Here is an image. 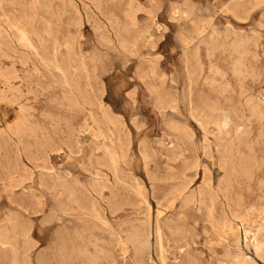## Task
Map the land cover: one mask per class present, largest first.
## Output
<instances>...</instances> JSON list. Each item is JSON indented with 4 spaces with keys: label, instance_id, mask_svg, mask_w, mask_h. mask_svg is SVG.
I'll list each match as a JSON object with an SVG mask.
<instances>
[{
    "label": "rangeland",
    "instance_id": "obj_1",
    "mask_svg": "<svg viewBox=\"0 0 264 264\" xmlns=\"http://www.w3.org/2000/svg\"><path fill=\"white\" fill-rule=\"evenodd\" d=\"M50 1H51V3H49ZM62 1L61 0H57V1L56 0H47V1L46 0H37V2H36V0H27V1L26 0H23V1L22 0L21 1L20 0H13V1L12 0H6V1L1 0L0 1V48H1L0 49V72L5 71L7 74V75H3L4 72L0 73V91H3V93L5 92L4 93V96H6L5 99L7 98V103H6L5 99H4L5 102H4V100L0 101V102H2V103H0V232L3 233V235L6 234L8 236V238H4V239L2 238L4 243H3V245L0 244V247L5 246L7 244L5 247H2L3 249L0 248V264H20L21 262H22V264H56V263H58V264H68V263L73 264L72 261L74 262V264H76V263L77 264H101V262H103V264H105L107 262L109 264H138V263L139 264H141V263L142 264H154V263L155 264H174L175 262H176V264H178V263L179 264H182V263L183 264H193V263L194 264H202V263L203 264H217V263L218 264H220V263L225 264V262H226V264H229V262H231L230 264H237V263L238 264H264V260H263L264 259V246L261 243L264 241L263 240L264 239V233H263L264 232V223H263L264 222L263 221L264 220V216H263L264 215V211H263L264 210V196H263L264 193L260 191V189L262 191H264V188H262V186L264 187L263 183L261 185V182L262 181L264 182V167H263L264 163H262V161L264 160V138H263V136H264L263 135L264 134V131H263L264 130V128H263L264 127V125H263L264 120H262V119H264V117H263L264 116V112H263L264 110L263 111L261 110V109H264V94H263L264 93V4H263L264 0L263 1L262 0H252V1L251 0H242V1L241 0H239V1L238 0H119V1L118 0L117 1L112 0L114 5L111 3V0H103V1L100 0V3H98L99 0L98 1L92 0L93 2H91V0H86V1L85 0H79V1L78 0H62ZM256 1L258 2V4ZM3 2H6L7 4H5ZM9 2H11V4ZM101 2H102V4H101ZM81 3L82 4L84 3L83 7H82ZM97 3H98V7H96V10H95V8H93V6L95 7L97 5ZM104 3H105V5H103ZM12 4H14V6H11ZM33 4H34V6H33ZM36 4L37 5L39 4V7ZM68 4H70L71 6L70 5L68 6ZM115 4H117L118 6ZM15 5H16V7H15ZM44 5L46 8L44 7ZM84 5L87 9H85ZM108 5H109V7H108ZM121 5H124V6H121ZM186 5H188V7ZM21 6H22V8H20ZM28 6H30V7H28ZM36 6H37V8H36ZM87 6H90V7H87ZM178 6H179V8H178ZM2 7H3V9H2ZM23 7H25V8H23ZM26 7H27V9H26ZM33 7H34V9H33ZM70 7L71 8L73 7V8L71 9ZM238 7H239V9H237ZM88 8L91 10V12L89 11ZM100 8H101V10H100ZM128 8H130V9H128ZM137 8H139V9L137 10ZM180 8H181V10H180ZM35 9H37V11ZM44 9H45V11H43ZM46 9L49 11H47ZM73 9H74V11H73ZM77 9H79V10L77 11ZM110 9H112L113 11L115 10L114 13H116L117 15L116 14L114 15L113 11ZM132 9H134L136 15H134V11H132ZM25 10H26V12H25ZM64 10H66V11H64ZM106 10H107V12H106ZM119 10H120V12H119ZM188 10H190V11H188ZM240 10H241V12H240ZM248 10H249V12H248ZM101 11H103V12H101ZM130 11H131V13H130ZM142 11H143V13H142ZM228 11H229V13H228ZM15 12H18V13H15ZM30 12H32V13H30ZM40 12H43L42 14H44V15H42ZM56 12L58 15L56 14ZM62 12L65 15L62 14ZM83 12H85V13H83ZM108 12L110 13V15H108L109 14ZM126 12H128V13H126ZM23 13H24V15L27 13L26 17L28 16V18L24 19L23 17H25V16L23 15ZM103 13L104 14L106 13V14L103 15ZM119 13H121V14H119ZM149 13H151V14H149ZM178 13H179V15H177ZM237 13H238V15H237ZM19 14L21 17L19 16ZM37 14L39 16L41 14V16H42L41 18H43L42 21ZM51 14L54 16H52ZM59 14H60V16H59ZM76 14L79 16H76ZM92 14H94V16ZM111 14H113V15H111ZM131 14H133V15H131ZM34 15H37V16L35 17ZM63 15H64V18H63ZM128 15H130L129 16L130 19H128ZM95 16H96V18H95ZM112 16H113V19H110V18H112ZM117 16L119 17V19L117 18ZM126 16H127V18H126ZM131 16L134 17L133 20L131 21L132 23L129 22V20L132 19ZM135 16H137V17H135ZM3 17H5V18H3ZM149 17L152 18V21H150L151 18H149ZM191 17L193 18V20L191 19ZM13 18L15 19V22H14ZM32 18H34V19H32ZM58 18H60V20H58ZM61 18L63 21L62 23H61ZM86 18L88 20H86ZM104 18H106V19H104ZM5 19H6V21H5ZM20 19H22L21 24H20V21H21ZM27 19L29 21H26ZM184 19H185V21L186 20H188V21H186V22L182 21ZM34 20H36V22H34ZM51 20H53V21L51 22ZM109 20H112V21L109 22ZM39 21H41V22H39ZM117 21H119V22H117ZM126 21L129 23H127ZM135 21H137V22H135ZM149 21L152 22V23H150L151 25L149 24ZM27 22H30L31 24L29 23V25H28ZM42 22L45 23L44 25L46 27L43 25ZM79 22H82L83 24L82 23L81 24L83 26L81 24H79ZM112 22H116V23H112ZM145 22H147L148 24L146 25ZM188 22H189V24H188ZM14 23L21 25L20 28H22V26H23V29L25 31H27L28 34L30 32V34H29L30 38H32L31 40H33L32 41V47L23 46L22 42L18 38H16L18 32H17V29L13 27ZM32 23L33 24L35 23V24L33 25ZM36 23H37V25H39V28L37 27ZM38 23H42V25L38 24ZM98 23L99 24L102 23V24L99 25ZM138 23H141V24H138ZM153 23H154V25H153ZM191 23H193V24L195 23L196 27L193 26V24H191ZM25 24H26V26H25ZM142 24H144V25H142ZM137 25H138V27H137ZM148 25H149V27H148ZM191 25L193 28L191 27ZM206 25H208V26H206ZM35 26H36V28H35ZM47 26H48V28H47ZM51 26H53V28H51ZM78 26H80V27H78ZM94 26H95V28H94ZM105 26H106V28L108 27L107 30H104ZM113 26L115 27V29ZM211 26H212V28H211ZM44 27L47 29L45 30ZM60 27H61V29H60ZM130 27H132L134 30ZM100 28H101V30H100ZM118 28H120V29H118ZM135 28L137 30L140 28V30L137 31V30H135ZM145 28L147 29L148 33L147 32L144 33V31H146ZM35 29L36 30L40 29V30L36 31ZM126 29L129 32H127ZM12 30H15V32ZM73 30L75 31V33ZM76 30H78V31H76ZM114 30H115V32H114ZM124 30H125V33H124ZM35 31L39 34H37ZM46 31L49 34H47ZM116 31L117 32L119 31L117 33L119 36L116 35V37L118 36V38H116L114 36V34H116ZM132 31L133 32L136 31V32L131 33ZM216 31H217V33H216ZM43 32L46 34L45 36L43 35L44 34ZM71 32H73V33H71ZM107 32H109V33H107ZM99 33H100V35H99ZM146 33H147V35H145ZM211 33H213V34H211ZM13 34H15V35H13ZM57 34H58V36H57ZM220 34H221V36L219 37ZM31 35H32V37H31ZM68 35H70V36L68 37ZM77 35L79 37H77ZM122 35H123V39H122ZM143 35H144V37H143ZM42 36H43V38H41ZM82 36H83V38H82ZM145 36L147 37L146 38L147 41L145 39H143V38H145ZM227 36H229V37L227 38ZM13 37H15V38H13ZM18 37H19V35H18ZM104 37H106V38L104 39ZM216 37H218V38L216 39ZM36 38H38V39H36ZM219 38H221V39H219ZM14 39H17V40H14ZM107 39H108V41L106 42L105 40H107ZM241 39L244 43L241 41ZM34 40H35L36 44L34 43ZM52 40L53 41L55 40V41L51 43ZM56 40H57V42H56ZM65 40L66 41L69 40L70 43L67 41L69 43L68 44ZM225 40H229V41H227V42H229L228 45H227V42ZM126 41L127 42L129 41L130 43L128 42L129 43L128 44ZM145 41L147 42V44ZM65 42L68 44V48H66L67 44ZM213 42L216 45H214ZM221 42H222V44H221ZM224 42H225V44L223 45ZM234 42L236 43V45ZM250 42H251V44H250ZM56 43L58 46H55ZM117 43H119V44H117ZM133 43H135V44H133ZM187 43H189L188 44L189 46L186 45ZM230 43L231 44L234 43V44H232V46H231ZM240 43H242V44H240ZM247 43H248L249 47H248ZM60 44L63 46H61ZM101 44H103V45H101ZM120 44H121V46H120ZM207 44H210V45H207ZM73 45H76V46H73ZM107 45H109L110 47ZM122 45L125 46L124 47L125 50L123 49ZM130 46H131V48H130ZM217 46H218V48L216 49L215 47H217ZM220 46L222 48H220ZM223 46H225V47H223ZM239 46H241V47L244 46V47L241 48ZM74 47H75V49H74ZM126 47H128V50L130 48V50L129 51L126 50L127 49ZM229 47H231V48H229ZM233 47H235V48H233ZM246 47H248L249 50ZM250 47H252L251 50H250ZM31 48H32V50H31ZM55 49H57V50H55ZM135 49H137V51L139 53H137V51ZM210 49L212 51L211 52L212 55L209 52ZM232 49H233V52L231 51ZM70 50H72V51H70ZM79 50H80V53H79ZM226 50H228V51H226ZM238 50L240 51L241 54L238 52ZM243 50H245L246 52H244ZM48 52L50 53L51 56L48 55ZM58 52H59V54H58ZM129 52H131L132 54ZM217 52H219V53H217ZM226 52H228V53L225 55ZM248 52H249V54H248ZM53 53H55V54H53ZM124 53L125 54L127 53V54L125 55ZM135 53H137V54H135ZM195 53H196V55L194 56L193 54H195ZM208 53H209V57L211 58L210 61H208L209 60ZM242 53L245 55H243ZM254 54L257 55L256 56L257 58L254 56ZM136 55H138V56H136ZM197 55H200V56H197ZM214 55H215V57H213ZM5 56L7 57V59H5L6 58ZM71 56H72V58L70 60ZM95 56H97V57H95ZM183 56H185V57L187 56V58H185ZM232 56L235 58V60L237 58V62L233 59ZM241 57L244 58V60L241 59ZM247 57H248V59H247ZM11 58H14V60L13 59L11 60ZM41 58L43 61H41ZM95 58H97L96 59L97 61H95ZM102 58L103 59L105 58V59L103 60ZM195 58H197L198 60ZM253 58L254 59L256 58V59L254 60ZM16 59L18 62L16 61ZM19 59L22 61H19ZM29 59L32 62L28 61ZM54 59H55V61H54ZM57 59H58V61H57ZM223 59H224V61H226V59H227V61L224 62ZM238 59L240 61H238ZM48 60H50V61H48ZM91 60H92V62H91ZM101 60L103 61V63ZM194 60H196L195 63L197 62V64L200 62L199 63L200 67H199V65L197 66V64L195 66ZM245 60H247V63ZM185 61H186V63H185ZM256 61H259V62H256ZM107 62H108V64H107ZM210 62H211V64H209ZM230 62H233V63H230ZM234 62H236L235 65H234ZM17 63H18V65H17ZM20 63L23 64V67ZM91 63H92V66H91ZM214 63H216V64H214ZM221 63L222 64L224 63L225 65L223 64L224 65L223 66ZM242 63H244V64L246 63V64L243 65ZM69 64H70V67H69ZM83 64L84 65L86 64V65L84 66ZM98 64H100V65H98ZM35 65L37 66V68ZM230 65H233V67ZM11 66H13V68ZM46 66L48 69L46 68ZM105 66H106V68H105ZM244 66H246L245 67L246 69L244 68ZM85 67H87V68H85ZM100 67H103V69H101ZM185 67H187V68H185ZM191 67L192 68L195 67V68L191 70ZM197 67H199L200 69ZM208 67H210V68H208ZM35 68L38 70H36ZM80 68H81V70H80ZM77 69H79L80 72ZM214 69H216V71ZM217 69H218V71H217ZM231 69L232 70L234 69L233 72L234 71L235 72L232 73ZM238 69H239V71H238ZM249 69L250 70L252 69V71H250ZM8 70H10V72ZM226 70L228 73L226 72ZM240 70H242V71L240 72ZM244 70H246V71H244ZM38 71H39L40 75H39V73H37ZM63 71H64V73H62ZM76 71H77V74L75 73ZM97 71H98V73H97ZM102 71H104L103 74H102ZM192 71H193V73H192ZM222 71H224V72H222ZM256 71H257V73H259V71H260V73L257 74ZM144 72L148 73V74L146 73L148 77L144 74ZM251 72L255 73V74L252 73L255 77H257V76L261 77L262 76V79L260 77H257V78H254V80H253L252 78L254 76L251 74ZM9 73H11V75ZM30 73H34V75L33 74L31 75ZM41 73L43 75H41ZM86 73H87V75H86ZM139 73L145 75L146 77L144 78V76L139 74ZM191 73L195 75V76L193 75V77H195V79L192 77ZM213 73L216 74V75L214 74L216 76V78L213 75ZM219 73L221 76H219ZM237 73H239V74L241 73V75H239ZM1 74L3 75V77ZM16 74H18V75H16ZM26 74L28 75V77ZM223 74L225 77L223 76ZM235 74H236V77H233V76H235ZM77 75H79L80 78ZM94 75H96V76H94ZM151 75H152V78H151ZM154 75L156 76V78ZM189 75L191 77H189ZM8 76L12 79H8V80L4 79V77L9 78ZM15 76L18 78L16 79ZM72 76H75V77H72ZM207 76H209V77H207ZM25 77L27 78V80L30 79L32 81H30V80L25 81V79H26ZM41 77H42V79H41ZM86 77H88V78H86ZM223 77L225 79H223ZM229 77L231 79H229ZM190 78H192V79H190ZM198 78L199 79L202 78L200 80V83H199ZM220 78H222L223 80H221ZM258 78L261 81L257 80ZM43 79L44 80L46 79V80L44 81ZM51 79H53V80H51ZM207 79H209V82L213 79L211 81L212 84H210ZM217 79H218V83H216ZM236 79H239V80H236ZM243 79L245 81L244 83L241 82ZM246 79H247V81H246ZM152 80H154L155 82H153ZM191 80H192V82H191ZM38 81H39V83H38ZM68 81L71 84L68 83ZM204 81L206 83H204ZM255 81H256V83L253 84V82H255ZM23 82L26 84V86ZM223 82H224V84H223ZM8 83H10L12 85H10ZM40 83H42V84H40ZM49 83L51 84V86ZM194 83H196V84H194ZM207 83H209V84H207ZM220 83H221V85H220ZM228 83H230L231 85L230 84L228 85ZM44 84L46 85V87ZM1 85H3V86L5 85V86L3 87ZM33 85H37V86H33ZM39 85L41 86V89H40ZM42 85H43V87H42ZM210 85H211V87H210ZM218 85L222 89H220ZM227 85L230 88L226 87ZM30 86H31V89H30ZM56 86H57V88H56ZM214 86L215 87L217 86V87L215 88ZM241 86H243V87H241ZM10 87H11V89H10ZM49 87H51V88H49ZM212 87H213V89H212ZM238 87L242 88V90H240V88H238ZM8 88L10 89V91L12 90V92L14 90H16V91H14L13 93H11V92L7 93L6 91H9ZM18 88L19 89L21 88V89L19 90ZM45 88H47V89H45ZM153 88L154 89L156 88V90L158 88V90L152 91L151 89H153ZM210 88H211V90H210ZM62 89H64V90H62ZM190 89H191V92L189 91ZM243 89L246 93L242 92ZM48 90H50V92ZM212 90L215 92L213 93ZM217 90H218V92H217ZM228 90H229V93L231 95L230 94L228 95V93H227ZM33 91L36 92L35 94H38V93L39 94L35 96ZM155 91H156V93H155ZM193 91H194V93H193ZM222 91H224V92H222ZM233 91L237 95H235V93ZM247 91H248V93H247ZM59 92H62L63 94L60 95ZM203 92H204V94H203ZM251 92H255L256 94L251 93ZM27 93H29V94H27ZM244 93H245V97L243 96ZM18 94H19V96H18ZM30 94H32V95H30ZM42 94H43V96H42ZM57 94H58V96H57ZM68 94L71 96H69ZM222 95H224V97ZM24 96H26V97H24ZM33 96H34V99H33ZM72 96H73V98H72ZM190 96H191V98H190ZM221 96H222L223 100L221 99ZM13 97L15 98V100ZM240 97H241L242 101H241ZM246 97L247 98L250 97V98L247 100ZM11 98H12V100H10ZM64 98L66 100L68 98L69 99L66 101ZM81 98H83V99H81ZM226 98L229 100L233 99V100H231L232 103L230 102V104H229V100L226 101L227 100ZM252 98H254L256 100V103H255V101H253L254 99H252ZM19 99L21 100L20 102H19ZM63 99L65 100V102ZM216 99L219 100L220 102L216 101ZM82 100H86V101H82ZM50 101H51V105L49 104ZM58 101L60 103H58ZM245 101H246V103H245ZM9 102L11 104H9ZM158 102H161V103H158ZM175 102L176 103L178 102V103L176 104ZM192 102H193V104H189ZM210 102L214 103V104H211ZM217 102H218L219 106L217 105ZM61 103H63V104L65 103L64 105L66 106V108H64L65 106L62 105ZM67 103H69V104H67ZM84 103H85V105H84ZM244 103H245V105H244ZM258 103H259V106L257 105ZM12 104H14V105H12ZM59 104H61V105H59ZM70 104L71 105L75 104V109ZM76 104H77L79 110H77ZM92 104H93V106H91ZM162 104H163L164 109L162 106L160 107V105H162ZM175 104H176V106H175ZM221 104H222V107H221ZM225 104H227V105H225ZM238 104H239V106H238ZM240 104H242L241 105L242 107H240ZM100 105H101V107H100ZM158 105H159V109L157 108ZM232 105H233V107H232ZM247 105H248L247 108L249 110H247V108H246ZM94 106H96V107L94 108ZM223 106H224V109H223ZM57 107H58V109H57ZM103 107H104V110L102 109ZM206 107H208V108H206ZM214 107H215V109H214ZM219 107L222 108L221 109L222 112L221 111L218 112V109H220ZM253 107H255V109ZM20 108H22V109L24 108V110H22ZM28 108H30L29 110L31 112L29 110L26 111ZM176 108H177V110H176ZM210 108L211 109L213 108V110H211ZM227 108H229V109H227ZM250 108H252V110L253 111L255 110V111L252 112V110ZM100 109H101V111H100ZM161 109H163V110L161 111ZM167 109H169L170 111ZM171 109H172V111H171ZM235 109H236V111H235ZM32 110L36 111L37 113L34 111L32 112ZM57 110H59V112ZM105 110H106V112H108V116H107L106 112H103ZM190 110H192V111H190ZM208 110H211V112ZM223 110H224V112H223ZM256 110L258 113L256 112ZM73 111L74 112L76 111L77 113L76 112L74 113ZM78 111H80V112H78ZM81 111L84 113L82 114ZM232 111L234 113H232ZM62 112H64V113H62ZM213 112H214V115H213ZM243 112H245V113H243ZM250 112L254 113V114L252 115ZM48 113H49V115H48ZM52 113L55 115H53ZM259 113H260V115H259ZM20 114H22V115L24 114L25 116L24 115L22 116ZM74 114L76 115V117ZM80 114H81V116H80ZM32 115L34 117H32ZM41 115H43V116H41ZM92 115L95 117H92ZM235 115H236V117H235ZM243 115L245 117L244 119L242 118ZM258 115L262 121L259 120ZM46 116H47V118H45ZM65 116H67V117H65ZM77 116H79L80 119L79 118L77 119ZM103 116H104V118H103ZM112 116L115 117L116 121L114 120V117H112ZM118 116L121 118H118ZM192 116H194V117H192ZM223 116H225L224 117L225 119L223 118ZM20 117L22 120L19 119ZM42 117H44V118H42ZM70 117H72L73 119H71ZM106 117H108V118H106ZM238 117H239L240 122H239V120L236 119ZM55 118H56V121H58V122L55 121ZM64 118L66 119V121H64L65 120ZM256 118H258V119H256ZM50 119H52V120H50ZM62 119H64V120H62ZM101 119H102V121H101ZM105 119L106 120L110 119L111 121H108V120L106 121ZM248 119H249V121H248ZM252 119H253V121H252ZM24 120H25V122H23ZM72 120L74 123L72 122ZM76 120L77 121L80 120V121H78L79 123ZM243 120H245V122ZM103 121H105V122H103ZM17 122L22 123L21 128H23V129L21 131H23V130L24 131L22 134L13 136L12 130L15 127L14 124H16ZM110 122L111 123L114 122L112 124V125H114V127L112 125H110ZM242 122H244V123H242ZM246 122H248L249 124ZM262 122H263V124H262ZM42 123L45 125H43ZM58 123H60L61 125ZM103 123H105V124H103ZM116 123H118V125ZM220 123L221 124L224 123V124L221 125ZM239 123H241V124L239 125ZM24 124H26V125H24ZM57 124H58L59 130H58V128H56ZM65 124L68 125V127H66ZM120 124H122V126ZM9 125H11L13 128L10 126V129H8ZM200 125L201 126L203 125V126L201 127ZM216 125L217 126L220 125L218 127L220 129L217 130ZM228 125H230V126H228ZM31 126H34V127H31ZM39 126L41 128L42 127L43 128L41 129ZM73 126L75 127V129ZM98 126L100 129L95 128ZM242 126L245 129H242L243 128ZM249 126H250V128L252 126V128L250 129ZM260 126H261V128H260ZM124 127H125V129H124ZM66 128H68L69 130ZM238 128H240V129H238ZM26 129H28V130H26ZM61 129L63 132L61 131ZM63 129H65V130H63ZM215 129H216V131H214ZM223 129L224 130L226 129V130L223 131ZM248 129H250V130H248ZM32 130H34V132L36 130L37 135L34 132H32V134H31L30 131H32ZM93 130H94V132H92ZM99 130H102V131L100 132ZM56 131H59V132H56ZM61 132L63 133L62 136H61V134H62ZM65 132L68 136L64 134ZM118 132H121V133H118ZM33 133H34V135H36L35 137H34ZM94 133H96V134H94ZM23 134H24V137H23ZM47 134H48V136H51V137H48ZM71 134H72V136H71ZM78 134H80V135H78ZM118 134L121 136H119ZM176 134H178V136ZM186 134H188V135H186ZM239 134H242V135H239ZM259 134H260V136H259ZM21 135H22V137L20 139L22 141L19 139V137ZM29 135H31V136L29 137ZM96 135H98V137ZM105 135H106V138H105ZM220 135H222V137H220ZM235 135L236 136L238 135V136L236 137ZM43 136H45L44 139H43ZM93 136L94 137L96 136L95 139L96 138L97 139L95 140ZM212 136H214V137H212ZM239 136H240V138H239ZM26 137H29V138L32 137V138L28 141L29 138H26ZM38 137H40V140ZM124 137H125V139H124ZM170 137H172V138H170ZM183 137H185V140L183 139ZM246 137H248V139ZM24 138L27 141H25ZM190 138H192V139H190ZM227 138H229V139H227ZM259 138H260V140H259ZM42 139H43V141H42ZM45 139L49 143L46 142ZM68 139H70L71 141ZM131 139H132V142H131ZM189 139L192 141H190ZM53 140H55V141H53ZM65 140L67 143H64ZM81 140H82V142H81ZM97 140H99V141H97ZM222 140H223V142H222ZM40 141L43 144L44 143L45 144L44 145L41 144ZM117 141H120V142L117 143ZM177 141L180 143H178ZM219 141H220V143H219ZM247 141H248V144H247ZM111 143H113V145ZM128 143H130V145H128ZM237 143L239 144L240 148H239ZM252 143H253V145H252ZM40 144H41V146H40ZM79 144H81L80 145L81 147L79 146ZM241 144H244V146ZM254 144H256V145H254ZM23 145L25 147H23ZM28 145L29 146L31 145L32 147L31 146L29 147ZM33 145H36V146H33ZM104 145H107L106 148ZM173 145H174V148H171V146H173ZM178 145L180 146L181 150L179 149ZM234 145H235V147H234ZM26 146H28V147H26ZM121 146L124 147V150L123 149L121 150V148H122ZM129 146H131V147L129 148ZM183 146H185V147H183ZM17 147H19L18 150H17ZM226 147L228 150L226 149ZM40 148H42V149H40ZM108 148H110V149H108ZM142 148L143 149L145 148L144 150H147V152L144 150L142 151ZM242 148H244V150ZM246 148L247 149L249 148L248 150H250V151H248ZM46 149H48V150H46ZM215 149L218 153H216ZM23 150H24V152H23ZM26 150L29 152H27ZM171 150L173 152H176V153L173 154L171 152ZM231 150L232 151L234 150V153L231 152ZM41 151H42V153H41ZM121 151H123V152H121ZM226 151L228 154L225 153ZM252 151H253V153H252ZM18 152H20V153H18ZM56 152H58L59 154H57ZM109 152L114 156H112ZM140 152H144V153L142 154ZM179 152L180 153L184 152V153L180 154ZM236 152L239 154H237ZM25 154L28 158H26ZM71 154H73V155H71ZM230 154L234 155V156L232 157ZM46 155H48V156H46ZM91 155L92 156L94 155V156L92 157ZM184 155L186 158L184 157ZM227 155H228V157H226ZM249 155H251L252 158H250ZM37 156H39L40 158ZM109 156H111V157H109ZM173 156H176V158H174ZM179 156H180V158H179ZM241 156H243V157H241ZM148 157H149V159H148ZM253 157H254V159H253ZM29 158H31V159H29ZM97 158L99 161H97ZM123 158H124V160H123ZM234 158H236L237 160L239 159V161L240 162L242 161L243 163H241L239 165L240 162H238ZM248 158H250V159H248ZM176 159H177V161L178 160L179 161L177 162ZM231 159H233L234 161H232ZM244 159H245L246 163L243 161ZM255 159H257V160H255ZM230 161L233 163H231ZM248 161L249 162L252 161L251 163H253L254 166H252L253 164L248 163ZM257 161H259V162H257ZM46 162H48V163H46ZM145 162L149 163V165ZM173 162H175L177 164H175ZM184 162H186V163H184ZM257 163H259V164L256 165ZM111 164L113 167L111 166ZM170 164L172 166H168ZM247 164L249 167V171L247 170V168H248ZM255 165H256V167L258 166V168H259V169L257 168L258 171L256 170ZM224 166H227V167H224ZM244 166H245V168H244ZM261 166L263 168H261ZM169 168L173 169V170H169ZM227 168H229V169H227ZM239 168L244 169V170L240 169L241 172H239L238 171ZM251 168L253 170H251ZM44 170H45V172L43 173ZM49 170H51V171H49ZM187 170H189V171H187ZM255 170L257 172H255ZM47 171H48V173H47ZM172 171H173V173H171ZM232 171H234L235 173ZM246 171H248V172H246ZM176 172H178V174ZM237 172H239V173H237ZM245 172H246V174H244ZM254 172H255V175H254ZM236 173L239 176L237 180H239L240 183L238 181H236L235 178L232 179V177H234V176L237 177ZM242 173L244 176H242ZM247 173L248 174L250 173L251 176H250V174L248 175ZM233 174H234V176H233ZM50 175H51V179H49ZM241 177H243V178H241ZM133 178H134V180H133ZM249 178H250V181H249ZM54 179H55V182H54ZM118 179H119V181H118ZM135 179L138 181H135ZM185 179H186V181H185ZM227 179H228V182H226ZM242 179H243V181H242ZM251 179H252V181H251ZM222 180H223V182H222ZM166 181H168V182H166ZM229 181H230L229 186L232 185L231 186L232 190L230 187H228ZM182 182H184V183H182ZM220 182L226 186L222 188L223 185L220 184ZM237 182H238V184H237ZM56 184H57V186H55ZM80 184H82V185H80ZM99 184H100V186H99ZM60 185H61V187H60ZM185 185H186V187H185ZM65 186H66V188H65ZM132 187L135 189V190L133 189L134 192L131 190ZM200 187H201V189H199ZM127 188H129V189H127ZM176 188H177V190H176L177 192L175 191ZM208 189H210V190H208ZM71 190H73V192H72L73 194H71V196L74 195L75 197L74 196L70 197L68 195V193L70 194ZM178 190L180 193H178ZM226 190H227V192L229 191V193L225 194ZM131 191H132V193H131ZM135 191H137V192H135ZM201 191L202 192L204 191V192L201 193ZM206 191L207 192L209 191L208 192L209 194L206 193ZM220 191H222V192H220ZM181 192H183V194ZM214 192H216L215 196H214ZM85 194H86V196H85ZM199 194H200V197H198ZM212 194H213V197H212ZM235 194H237V195H235ZM103 195L104 196L106 195V196L104 197ZM66 196H68V197H66ZM81 196H82V198H81ZM202 196L205 197L206 201L209 204L205 201V199H203L204 197H202ZM217 196H218V198H217ZM240 196L242 199L240 198ZM208 197H211V198H208ZM235 197H237V198H235ZM259 198L262 199L263 202H262V200L260 201ZM72 199L76 200V201L74 200L75 204H74V202H72L73 201ZM143 199L146 202L143 201ZM174 199H176V200H174ZM188 199H189V201H188ZM193 199H195V200H193ZM207 199L210 201H208ZM217 199H218V202H216ZM201 200H202V202H201ZM238 200H240V201H238ZM172 201L174 202V205H173ZM227 201H228V203H227ZM230 201H232V202H230ZM61 202H62V204H61ZM69 202H71V203H69ZM77 202H79V203L77 204ZM203 202H205V203H203ZM214 202H216V203H214ZM146 203L149 206H147ZM201 203L203 204L202 206H201ZM81 204H83V205H81ZM190 204H193V205H190ZM204 204H206V207ZM216 204L218 206H216ZM208 205H209V207H208ZM230 205H231V207H230ZM233 205L234 206L236 205V206L234 207ZM249 205L251 206L250 210H248ZM170 206H171V208H170ZM186 206H188V207L186 208ZM199 206H201V207H199ZM150 207H151V210H150ZM227 207H229V209ZM238 207L240 210L238 209ZM80 208H81V210H80ZM168 208H169V210H167ZM253 208L256 210H253ZM171 209H172V211H171ZM200 209H202V210H200ZM211 209H212V213H213L212 215L215 216L214 219L217 221V224L219 225V226L217 225L218 226L217 230L215 228L216 226H214L212 224V222L210 221V218H209L210 214H209L208 210H211ZM258 209H260V210H258ZM142 211L143 212L146 211V212L142 213ZM157 211H158V213H157ZM246 211H248V213ZM160 212L163 214H161ZM230 212L232 214H230ZM236 212H238V214L239 213L240 214L238 215ZM49 213H50L51 217H50ZM74 214L77 216H75ZM201 214H202V216H201ZM233 214H237L238 216L234 215V217H233ZM71 215H73V216H71ZM11 217H12V219H11ZM59 217H61V218H59ZM97 217H99V218H97ZM157 217H160V218H157ZM219 217H221L222 220ZM80 218H81V220H80ZM236 218L239 220L241 219V220L237 221ZM248 218H250V219H248ZM77 219H78V221H77ZM244 219H245L246 223L243 222ZM8 220H10L12 222H9ZM109 220H110V223L108 222ZM138 221L141 223H139ZM144 221H146V222H144ZM209 221H210V223L208 224ZM219 221H222V222L220 223ZM261 221L263 224L261 223ZM149 222H150V224H149ZM11 223H13V224H11ZM198 223H199V225H197ZM252 223H254L253 226H252ZM106 224H108L109 226H107ZM141 224H144L145 226L141 225ZM157 224H159L160 226ZM169 224H170V226H169ZM174 224H176V225H174ZM223 224H225V225H223ZM234 224H235L236 228H235ZM246 224H248V225L245 226ZM16 225H17V228H16ZM105 225L107 227H105ZM130 225L131 226L134 225L137 230L135 229L134 226L131 227ZM229 225H230V227H229ZM260 225H261V227H260ZM83 226H85V227H83ZM140 226H142V228ZM14 228L17 232L12 230ZM84 228H87V229L89 228V230L84 229ZM138 228H139V230H138ZM157 228H161L162 240L164 239L162 242V247H164L163 253H165L164 255L162 254L163 261L160 259V254H159L158 249H157V239H156V233L158 230ZM3 229L6 231L8 230V231L7 232L3 231ZM67 229H69V230H67ZM81 229H84V230H81ZM78 230L80 231V233L78 232ZM134 230H136V232L143 231V233L142 232H140V234L138 233V235H139L138 236ZM228 230H229V232L227 233ZM129 231L132 232V233H130L131 235L129 234ZM170 232L172 235L170 234ZM182 232L187 237L189 243L191 244L190 247H186V249L191 248V251L188 249L189 253L187 254V256L182 255V253H180V251L178 252V250H180L181 247L186 245V242L182 239V237L180 235V233H182ZM90 233H91V236H90ZM123 233H125V234H123ZM224 233H226V234H224ZM12 234H14V235H12ZM22 234H25V236L24 235L22 236ZM81 234H83V235H81ZM103 234H104V236H103ZM150 234H151V236H150ZM176 234H177V236H176ZM79 235H80V238L78 237ZM128 235H129V237H128ZM140 235H142V236L140 237ZM145 235H147V237L149 236L148 238L150 240L149 242H150V246H151V248L149 246V249H147L146 252H145L143 246L142 247L140 246L146 240L145 238H147V237H145ZM226 235H228V237ZM75 236H77V237H75ZM82 236H84L85 238ZM92 236H93V238H92ZM131 236H132V238H130ZM164 236L167 237V240L165 239ZM172 236H175V237H172ZM88 237H90L92 239H90ZM99 237L104 242L106 241L105 242L106 244L104 243V245H106V246H104L101 243L103 241H101V239ZM109 237L111 238V240L109 239ZM134 237H135V239H134ZM98 238H99V242L93 240V239L98 240ZM136 238H137V240H136ZM219 238H220L221 242L219 241ZM7 239H9V241ZM83 239H86L87 241H85V240L83 241ZM112 239L114 241H112ZM127 239H128V241H126ZM129 239L132 240V241L130 240L132 243L129 241ZM207 239H209V240H207ZM211 239H212V241H211ZM232 239L235 241H233ZM24 240L29 242L30 244L25 242ZM122 240L124 243L122 242ZM239 240H240V242H239ZM255 240H257L258 242ZM73 241L74 242L78 241V242L77 243L75 242L76 244L74 245ZM111 241L113 242V244H111L112 243ZM137 241L138 242L143 241V242L142 243L140 242V245H139V243L135 244V243H137ZM209 241H211V242H209ZM259 241H260L261 245H260ZM65 242H66V244H64ZM67 242H68V244H67ZM82 242H83V244H81ZM120 242H122L123 244ZM133 242H134V244H133ZM167 242H169V243H167ZM212 242H213V244H212ZM8 243H10L12 247H10V244L8 245ZM97 243H98L99 247L101 248L100 250L98 249L99 247H98ZM114 243H116L117 245ZM175 243L177 245H175ZM209 243H211V244H209ZM217 243H219V244H217ZM236 243H238L240 246L237 245ZM118 244H119V246H118ZM125 244H127V245H125ZM255 244L258 246V248L256 247ZM88 245H89V247H88ZM208 245H209V247H208ZM86 246H87V249H89V250H86ZM91 246H94V247H91ZM107 246H109V247H107ZM112 246H113V248H112ZM133 246H135V247H133ZM139 246H140V248H139ZM238 246H239V248H238ZM24 247H26V248L24 249ZM59 247L63 248L62 249L63 251L60 250ZM73 247L75 250L73 249ZM75 247H78L79 251H78V248L76 249ZM123 247H124V249H123ZM126 247H127V249H126ZM168 247L171 250H168ZM102 248L104 249L103 251H102ZM110 248L112 249L111 251H110ZM222 248H223V250H222ZM13 249H15V250H13ZM20 249H21V252H20ZM55 249L57 250L56 251L57 253L55 252ZM70 249H71V252L73 251L72 253L69 252V253H71L70 255L71 256L75 255L76 258L71 257L69 255L68 251ZM116 249L117 250L120 249V250H118V252H117ZM22 250L25 252H23ZM26 250H29V252ZM82 250H83V252L80 253ZM105 250H107V252H105ZM154 250H156V251H154ZM166 250H168L169 253ZM138 251H139V253H138ZM262 251H263V253H262ZM12 252L14 255L10 254ZM109 252H113V253H109ZM119 252L122 253L123 255L120 254ZM260 252H261V255H260ZM95 253L97 255H95ZM106 253H107L108 257H106V255H105ZM117 253H118V255H117ZM178 253L180 256L178 255ZM59 254L63 258L58 256ZM113 254H115V255H113ZM12 255L14 256L13 258H12ZM17 255H18V257H16ZM26 255H27V257H24ZM53 255H55V256H53ZM94 255L96 257H92ZM103 255H105V256H103ZM111 255H112V257H111ZM228 255L231 257H229ZM66 256L69 257V259ZM79 256L81 257L82 263L79 262L80 260H78V259H80ZM257 256L260 258H257ZM39 257H40V259H39ZM97 257L100 259H97ZM144 257H145V260H144ZM226 257L228 258V260ZM9 258H11V259H9ZM107 258H109L110 260H107ZM124 258L126 259V261L124 260ZM164 258H166V259H164ZM19 259H20V262H18ZM73 259H76V263H75V260H73ZM91 259H93V260H91ZM135 259L138 261H136ZM157 259H159V260H157ZM248 259H249V261H248ZM8 260L11 262H9ZM94 260L97 262H95V263L92 262ZM29 261H30V263H29ZM66 261H67V263H66ZM90 261H91V263H90ZM188 261H190V262L188 263ZM161 262H163V263H161ZM245 262H247V263H245Z\"/></svg>",
    "mask_w": 264,
    "mask_h": 264
},
{
    "label": "bare ground",
    "instance_id": "obj_2",
    "mask_svg": "<svg viewBox=\"0 0 264 264\" xmlns=\"http://www.w3.org/2000/svg\"><path fill=\"white\" fill-rule=\"evenodd\" d=\"M0 1H1V0H0ZM5 1H6V0H5ZM12 1H13V0H12ZM20 1H21V0H20ZM22 1H23V0H22ZM26 1H27V0H26ZM46 1H47V0H46ZM56 1H57V0H56ZM61 1H62V0H61ZM78 1H79V0H78ZM85 1H86V0H85ZM97 1H98V0H97ZM97 1H96V2H97ZM102 1H103V0H102ZM116 1H117V0H116ZM118 1H119V0H118ZM238 1H239V0H238ZM241 1H242V0H241ZM251 1H252V0H251ZM262 1H263V0H262ZM14 2H15V1H14ZM36 2H37V0H36ZM62 2H63V1H62ZM62 2H61V3H62ZM71 2H72V1H71ZM71 2H70V3H71ZM87 2H88V1H87ZM91 2H93V1L91 0ZM104 2H105V1H104ZM124 2H125V1H124ZM244 2H245V1H244ZM256 2H257V1H256ZM1 3H2V2H1ZM3 3L7 4L6 2H3ZM9 3L11 4V2H9ZM25 3H26V2H25ZM33 3H34V2H33ZM49 3H51V1H50ZM49 3H48V4H49ZM54 3H55V2H54ZM54 3H53V4H54ZM61 3H60V4H61ZM98 3H100V0L98 1ZM98 3H97V5H96L95 7L93 6V8H95V10H96V7H98ZM108 3H109V2H108ZM111 3L113 4V1H112V0H111ZM116 3H117V2H116ZM127 3H128V2H127ZM262 3H263V2H262ZM16 4H17V3H16ZM39 4H40V3H39ZM39 4H38V5L36 4V5L39 7ZM81 4H82V3H81ZM83 4H84V3H83ZM83 4H82V7H83ZM93 4H94V3H93ZM101 4H102V2H101ZM188 4H189V3H188ZM257 4H258V2H257ZM257 4H256V5H257ZM263 4H264V3H263ZM2 5H3V4H2ZM64 5H65V4H64ZM69 5H70V4H68V6H69ZM74 5H75V4H74ZM74 5H73V6H74ZM103 5H105V3H104ZM113 5H114V4H113ZM115 5H117V4H115ZM11 6H14V4H12ZM33 6H34V4H33ZM37 6H36V8H37ZM62 6H63V5H62ZM70 6H71V5H70ZM75 6H76V5H75ZM110 6H111V5H110ZM117 6H118V5H117ZM121 6H124V5H121ZM157 6H158V5H157ZM159 6H160V5H159ZM186 6L188 7V5H186ZM260 6H261V5H260ZM260 6H259V7H260ZM15 7H16V5H15ZM28 7H30V6H28ZM44 7H45V5H44ZM48 7H49V6H48ZM52 7H53V6H52ZM66 7H67V6H66ZM78 7H79V6H78ZM84 7H85V5H84ZM87 7H90V6H87ZM108 7H109V5H108ZM115 7H116V6H115ZM115 7H114V8H115ZM128 7H129V6H128ZM18 8H19V7H18ZM20 8H22V6H21ZM23 8H25V7H23ZM41 8H42V7H41ZM41 8H40V9H41ZM45 8H46V7H45ZM56 8H57V7H56ZM64 8H65V7H64ZM70 8H71V7H70ZM72 8H73V7H72ZM72 8H71V9H72ZM116 8H117V7H116ZM121 8H122V7H121ZM135 8H136V7H135ZM139 8H140V7H139ZM139 8H137V10H138ZM155 8H156V7H155ZM178 8H179V6H178ZM181 8H182V7H181ZM181 8H180V10H181ZM254 8H255V7H254ZM257 8H258V7H257ZM257 8H256V9H257ZM2 9H3V7H2ZM26 9H27V7H26ZM33 9H34V7H33ZM67 9H68V8H67ZM82 9H83V8H82ZM85 9H87V8L85 7ZM88 9H89V8H88ZM105 9H106V8H105ZM128 9H130V8H128ZM156 9H157V8H156ZM158 9H159V8H158ZM187 9H188V8H187ZM237 9H239V7H238ZM248 9H249V8H248ZM35 10L37 11V9H35ZM46 10H47V9H46ZM51 10H52V9H51ZM78 10H79V9H77V11H78ZM97 10H98V9H97ZM100 10H101V8H100ZM102 10H103V9H102ZM108 10H109V9H108ZM110 10H112V9H110ZM121 10H122V9H121ZM154 10H155V9H154ZM174 10H175V9H174ZM177 10H178V9H177ZM190 10H191V9H190ZM190 10H188V11H190ZM3 11H4V10H3ZM31 11H32V10H31ZM43 11H45V9H44ZM47 11H49V10H47ZM61 11H62V10H61ZM64 11H66V10H64ZM73 11H74V9H73ZM73 11H72V12H73ZM89 11L91 12L90 9H89ZM98 11H99V10H98ZM112 11H113V10H112ZM114 11H115V10H114ZM114 11H113V14L115 15L116 13H114ZM124 11H125V10H124ZM128 11H129V10H128ZM132 11H134V9H132ZM158 11H159V10H158ZM178 11H179V10H178ZM252 11H253V10H252ZM25 12H26V10H25ZM59 12H60V11H59ZM59 12H58V13H59ZM87 12H88V11H87ZM99 12H100V11H99ZM99 12H98V13H99ZM101 12H103V11H101ZM106 12H107V10H106ZM109 12H110V11H109ZM109 12H108V13H109ZM119 12H120V10H119ZM156 12H157V11H156ZM240 12H241V10H240ZM242 12H243V11H242ZM248 12H249V10H248ZM15 13H18V12H15ZM30 13H32V12H30ZM37 13H38V12H37ZM40 13L42 14L43 12H40ZM49 13H50V12H49ZM65 13H66V12H65ZM76 13H77V12H76ZM83 13H85V12H83ZM92 13H93V12H92ZM126 13H128V12H126ZM130 13H131V11H130ZM142 13H143V11H142ZM228 13H229V11H228ZM5 14H6V13H5ZM20 14H21V13H20ZM20 14H19V16H20ZM26 14H27V13H26ZM26 14L24 15V13H23V15L25 16V17H23L24 19H25V18H28V16L26 17ZM41 14H40V16H39L38 14H37V15L39 16V18H40L41 21H42L43 18H41V17H42ZM56 14H57V12H56ZM62 14H64V13L62 12ZM71 14H72V13H71ZM77 14H78V13H77ZM77 14H76V16H79V15H77ZM79 14H80V13H79ZM99 14H100V13H99ZM105 14H106V13H105ZM105 14L103 13V15H105ZM113 14H111V15H113ZM119 14H121V13H119ZM149 14H151V13H149ZM173 14H174V13H173ZM175 14H176V13H175ZM230 14H231V13H230ZM244 14H245V13H244ZM250 14H251V13H250ZM23 15H22V16H23ZM37 15H34V16L36 17ZM42 15H44V14H42ZM51 15H52V14H51ZM57 15H58V14H57ZM64 15H65V14H64ZM64 15H63V18H64ZM67 15H68V14H67ZM92 15L94 16V14H92ZM108 15H110V13H109ZM116 15H117V14H116ZM123 15H124V14H123ZM131 15H133V14H131ZM134 15H136L135 11H134ZM137 15H138V14H137ZM177 15H179V13H178ZM177 15H176V16H177ZM184 15H185V14H184ZM237 15H238V13H237ZM52 16H54V15H52ZM59 16H60V14H59ZM68 16H69V15H68ZM76 16H75V17H76ZM81 16H82V15H81ZM96 16H97V15H96ZM96 16H95V18H96ZM100 16H101V15H100ZM129 16H130V15H128V19H130ZM173 16H174V15H173ZM185 16H186V15H185ZM185 16H184V17H185ZM233 16H234V15H233ZM248 16H249V15H248ZM248 16H247V17H248ZM14 17H15V16H14ZM20 17H21V16H20ZM30 17H31V16H30ZM30 17H29V18H30ZM43 17H44V16H43ZM61 17H62V16H61ZM86 17H87V16H86ZM102 17H103V16H102ZM104 17H105V16H104ZM131 17H132V16H131ZM135 17H137V16H135ZM234 17H235V16H234ZM3 18H5V17H3ZM3 18H2V19H3ZM78 18H79V17H78ZM93 18H94V17H93ZM106 18H107V17H106ZM106 18H104V19H106ZM117 18L119 19L118 16H117ZM126 18H127V16H126ZM133 18H134V17H132V19L129 20V22H131V21L133 20ZM149 18H151V17H149ZM154 18H155V17H154ZM174 18H175V17H174ZM239 18H240V17H239ZM13 19H14V18H13ZM32 19H34V18H32ZM32 19H31V20H32ZM37 19H38V18H37ZM45 19H46V18H45ZM76 19H77V18H76ZM82 19H83V18H82ZM91 19H92V18H91ZM110 19H113V16H112V18H110ZM128 19H127V20H128ZM187 19H188V18H187ZM191 19L193 20L192 17H191ZM235 19H236V18H235ZM20 20H21V21H20V24H21L22 19H20ZM53 20H54V19H53ZM53 20H51V22H52ZM58 20H60V18H58ZM80 20H81V19H80ZM86 20H88V19L86 18ZM115 20H116V19H115ZM174 20H175V19H174ZM192 20H191V21H192ZM246 20H247V19H246ZM5 21H6V19H5ZM12 21H13V20H12ZM23 21H24V20H23ZM26 21H29V20L27 19ZM37 21H38V20H37ZM41 21H39V22H41ZM91 21H92V20H91ZM95 21H96V20H95ZM107 21H108V20H107ZM110 21H112V20H109V22H110ZM113 21H114V20H113ZM122 21H123V20H122ZM150 21H152V18H151ZM150 21H149V24L152 23V22H150ZM182 21H185V19L182 20ZM186 21H188V20H186ZM186 21H185V22H186ZM194 21H195V20H194ZM198 21H199V20H198ZM3 22H4V21H3ZM3 22H2V23H3ZM14 22H15V19H14ZM34 22H36V20H34ZM44 22H45V21H44ZM62 22H63V21H62V18H61V23H62ZM76 22H77V21H76ZM82 22H83V21H82ZM82 22H79V24H81ZM99 22H100V21H99ZM117 22H119V21H117ZM126 22H127V21H126ZM129 22H127V23H129ZM135 22H137V21H135ZM180 22H181V21H180ZM27 23H28V25H29L30 22H27ZM42 23H43V22H42ZM42 23H38V24H41V25H42ZM45 23H46V22H45ZM45 23H43V25H44ZM58 23H59V22H58ZM69 23H70V22H69ZM73 23H74V22H73ZM77 23H78V22H77ZM107 23H108V22H107ZM112 23H116V22H112ZM122 23H123V22H122ZM131 23H132V22H131ZM133 23H134V22H133ZM145 23H146V25L148 24L147 22H145ZM6 24H7V23H6ZM6 24H5V25H6ZM30 24H31V23H30ZM32 24H33V23H32ZM34 24H35V23H34ZM34 24H33V25H34ZM48 24H49V23H48ZM48 24H47V25H48ZM51 24H52V23H51ZM51 24H50V25H51ZM70 24H71V23H70ZM75 24H76V23H75ZM82 24H83V23H82ZM82 24H81V25H82ZM95 24H96V23H95ZM95 24H94V25H95ZM98 24H99V23H98ZM100 24H102V23H100ZM100 24H99V25H100ZM110 24H111V23H110ZM123 24H124V23H123ZM138 24H141V23H138ZM188 24H189V22H188ZM191 24H193V23H191ZM9 25H10V24H9ZM22 25H23V24H22ZM36 25H37V23H36ZM71 25H72V24H71ZM99 25H98V26H99ZM116 25H117V24H116ZM131 25H132V24H131ZM142 25H144V24H142ZM150 25H151V24H150ZM153 25H154V23H153ZM20 26H21V25L16 24V23L13 24V27L16 28V29H17V32H18L16 38H18V39L22 42V45H23V46H25V47H32V41H33V40H31L32 38H30V35H29L30 32H29V34H28L27 31H25V30L23 29V26H22V28H20ZM25 26H26V24H25ZM25 26H24V27H25ZM44 26H45V25H44ZM48 26H49V25H48ZM48 26H47V28H48ZM76 26H77V25H76ZM82 26H83V25H82ZM98 26H97V27H98ZM103 26H104V25H103ZM123 26H124V25H123ZM126 26H127V25H126ZM133 26H134V25H133ZM156 26H157V25H156ZM193 26H195V23L193 24ZM206 26H208V25H206ZM6 27H7V26H6ZM37 27L39 28V25H37ZM45 27H46V26H45ZM45 27H44V28H45ZM68 27H69V26H68ZM74 27H75V26H74ZM78 27H80V26H78ZM113 27H114V26H113ZM118 27H119V26H118ZM128 27H129V26H128ZM137 27H138V25H137ZM144 27H145V26H144ZM148 27H149V25H148ZM154 27H155V26H154ZM189 27H190V26H189ZM191 27H192V25H191ZM195 27H196V26H195ZM8 28H9V27H8ZM35 28H36V26H35ZM47 28H45V30H46ZM49 28H50V27H49ZM51 28H53V26H51ZM66 28H67V27H66ZM70 28H71V27H70ZM94 28H95V26H94ZM103 28H104V27H103ZM105 28H106V26H105ZM105 28H104V30H107L108 27H107L106 29H105ZM116 28H117V27H116ZM123 28H124V27H123ZM130 28H132V27H130ZM152 28H153V27H152ZM157 28H158V27H157ZM157 28H156V29H157ZM159 28H160V27H159ZM161 28H162V27H161ZM192 28H193V27H192ZM198 28H199V27H198ZM211 28H212V26H211ZM60 29H61V27H60ZM80 29H81V28H80ZM96 29H97V28H96ZM114 29H115V27H114ZM118 29H120V28H118ZM127 29H128V28H127ZM127 29H126V30H127ZM132 29H133V28H132ZM145 29H146V28H145ZM145 29H144V30H145ZM150 29H151V28H150ZM2 30H3V29H2ZM35 30H36V29H35ZM38 30H40V29H38ZM38 30H36V31H38ZM48 30H49V29H48ZM74 30H75V29H74ZM74 30H73V31H74ZM100 30H101V28H100ZM111 30H112V29H111ZM133 30H134V29H133ZM135 30H137V29L135 28ZM139 30H140V28H139L137 31H139ZM142 30H143V29H142ZM210 30H211V29H210ZM212 30H213V29H212ZM216 30H217V29H216ZM12 31L15 32V30H12ZM33 31H34V30H33ZM36 31H35V32H36ZM68 31H69V30H68ZM76 31H78V30H76ZM148 31H149V30H148ZM204 31H205V30H204ZM44 32H45V31H44ZM44 32H43V33H44ZM46 32H47V31H46ZM69 32H70V31H69ZM100 32H101V31H100ZM114 32H115V30H114ZM118 32H119V31H118ZM118 32L116 31V34H114L115 37H116V35H118V34H117ZM127 32H129V31L127 30ZM135 32H136V31H134V32L132 31L131 33H135ZM145 32H147V29H146V31H144V33H145ZM149 32H150V31H149ZM196 32H197V31H196ZM213 32H214V31H213ZM5 33H6V32H5ZM36 33H37V32H36ZM71 33H73V32H71ZM74 33H75V31H74ZM76 33H77V32H76ZM101 33H102V32H101ZM107 33H109V32H107ZM124 33H125V30H124ZM124 33H123V34H124ZM139 33H140V32H139ZM147 33H148V32H147ZM147 33H146L145 35H147ZM189 33H190V32H189ZM198 33H199V32H198ZM198 33H197V34H198ZM216 33H217V31H216ZM228 33H229V32H228ZM3 34H4V33H3ZM37 34H39V33H37ZM47 34H49V33L47 32ZM120 34H121V33H120ZM126 34H127V33H126ZM129 34H130V33H129ZM140 34H141V33H140ZM142 34H143V33H142ZM149 34H150V33H149ZM190 34H191V33H190ZM190 34H189V35H190ZM211 34H213V33H211ZM211 34H210V35H211ZM13 35H15V34H13ZM18 35H19V37H18ZM40 35H41V34H40ZM43 35L45 36L46 34L44 33ZM70 35H71V34H70ZM70 35H68V37H69ZM79 35H80V34H79ZM99 35H100V33H99ZM101 35H102V34H101ZM103 35H104V34H103ZM127 35H128V34H127ZM131 35H132V34H131ZM151 35H152V34H151ZM232 35H233V34H232ZM33 36H34V35H33ZM37 36H38V35H37ZM49 36H50V35H49ZM57 36H58V34H57ZM104 36H105V35H104ZM118 36H119V35H118ZM118 36H117L116 38H118ZM124 36H125V35H124ZM138 36H139V35H138ZM190 36H191V35H190ZM201 36H202V35H201ZM220 36H221V34L219 35V37H220ZM1 37H2V36H1ZM8 37H9V36H8ZM31 37H32V35H31ZM47 37H48V36H47ZM72 37H73V36H72ZM77 37H79V36L77 35ZM100 37H101V36H100ZM106 37H107V36H106ZM106 37H104V39H105ZM120 37H121V36H120ZM120 37H119V38H120ZM143 37H144V35H143ZM193 37H194V36H193ZM211 37H212V36H211ZM214 37H215V36H214ZM228 37H229V36H227V38H228ZM9 38H10V37H9ZM13 38H15V37H13ZM34 38H35V37H34ZM41 38H43V36H42ZM75 38H76V37H75ZM80 38H81V37H80ZM82 38H83V36H82ZM116 38H115V39H116ZM124 38H125V37H124ZM141 38H142V37H141ZM146 38H147V37L145 36V38H143V39H145V40L147 41ZM209 38H210V37H209ZM217 38H218V37H216V39H217ZM36 39H38V38H36ZM58 39H59V38H58ZM71 39H72V38H71ZM110 39H111V38H110ZM110 39H109V40H110ZM122 39H123V35H122ZM151 39H152V38H151ZM151 39H150V40H151ZM193 39H194V38H193ZM197 39H198V38H197ZM213 39H214V38H213ZM219 39H221V38H219ZM219 39H218V40H219ZM235 39H236V38H235ZM14 40H17V39H14ZM44 40H45V39H44ZM111 40H112V39H111ZM117 40H118V39H117ZM125 40H126V39H125ZM247 40H248V39H247ZM36 41H37V40H36ZM54 41H55V40H54ZM54 41L52 40L51 43L54 42ZM58 41H59V40H58ZM65 41H66V40H65ZM67 41L69 42V40H67ZM67 41H66V42H67ZM105 41L107 42L108 39L105 40ZM123 41H124V40H123ZM129 41H130V40H129ZM129 41H128V42H129ZM146 41H145V42H146ZM152 41H153V40H152ZM209 41H210V40H209ZM215 41H216V40H215ZM225 41L227 42V41H229V40H225ZM238 41H239V40H238ZM241 41H242V39H241ZM251 41H252V40H251ZM56 42H57V40H56ZM66 42H65V43H66ZM68 42H67V43H68ZM78 42H79V41H78ZM78 42H77V43H78ZM101 42H102V41H101ZM111 42H112V41H111ZM121 42H122V41H121ZM126 42H127V41H126ZM126 42H125V43H126ZM128 42H127V43H128ZM136 42H137V41H136ZM148 42H149V41H148ZM188 42H189V41H188ZM210 42H211V41H210ZM210 42H209V43H210ZM218 42H219V41H218ZM222 42H223V41H222ZM222 42H221V44H222ZM242 42H243V41H242ZM252 42H253V41H252ZM17 43H18V42H17ZM34 43L36 44L35 40H34ZM58 43H59V42H58ZM67 43H66V44H67ZM69 43H70V42H69ZM69 43H68V44H69ZM74 43H75V42H74ZM112 43H113V42H112ZM129 43H130V42H129ZM129 43H128V44H129ZM138 43H139V42H138ZM190 43H191V42H190ZM228 43H229V42H227V45H228ZM234 43H235V42H234ZM234 43H232V44H234ZM243 43H244V42H243ZM13 44H14V43H13ZM68 44H67V47H66L65 45H64V46H65L66 48H68ZM107 44H108V43H107ZM117 44H119V43H117ZM117 44H116V45H117ZM133 44H135V43H133ZM144 44H145V43H144ZM146 44H147V42H146ZM188 44H189V43H187L186 45H188ZM213 44H214V42H213ZM213 44H212V45H213ZM218 44H219V43H218ZM224 44H225V42L223 43V45H224ZM230 44H231V43H230ZM232 44H231V46H232ZM240 44H242V43H240ZM250 44H251V42H250ZM19 45H20V44H19ZM42 45H43V44H42ZM52 45H53V44H52ZM54 45H55V44H54ZM60 45H61V44H60ZM60 45H59V46H60ZM101 45H103V44H101ZM114 45H115V44H114ZM131 45H132V44H131ZM137 45H138V44H137ZM207 45H210V44H207ZM214 45H216V44H214ZM214 45H213V46H214ZM235 45H236V43H235ZM235 45H234V46H235ZM244 45H245V44H244ZM247 45H248V43H247ZM253 45H254V44H253ZM55 46H58L57 43H56ZM61 46H63V45H61ZM73 46H76V45H73ZM107 46H109V45H107ZM120 46H121V44H120ZM122 46H123V45H122ZM153 46H154V45H153ZM188 46H189V45H188ZM201 46H202V45H201ZM201 46H200V47H201ZM218 46H219V45H218ZM218 46L215 47V48L217 49ZM225 46H226V45H225ZM225 46H223V47H225ZM69 47H70V46H69ZM109 47H110V46H109ZM117 47H118V46H117ZM124 47H125V46H123V49H124ZM128 47H129V46H128ZM128 47H126V48H127L126 50H128ZM132 47H133V46H132ZM209 47H210V46H209ZM239 47H241V46H239ZM243 47H244V46H243ZM243 47H241V48H243ZM248 47H249V45H248ZM248 47H246V48H248ZM51 48H52V47H51ZM56 48H57V47H56ZM130 48H131V46H130ZM130 48H129V50H130ZM137 48H138V47H137ZM207 48H208V47H207ZM207 48H206V49H207ZM210 48H211V47H210ZM220 48H222V47L220 46ZM229 48H231V47H229ZM233 48H235V47H233ZM251 48H252V47H250V50H251ZM0 49H1V48H0ZM38 49H39V48H38ZM52 49H53V48H52ZM62 49H63V48H62ZM74 49H75V47H74ZM81 49H82V48H81ZM105 49H106V48H105ZM200 49H201V48H200ZM208 49H209V48H208ZM211 49H212V48H211ZM211 49H210V51H209V50H208V51H209L210 54L212 55V53H211V52H212ZM225 49H226V48H225ZM225 49H224V50H225ZM31 50H32V48H31ZM31 50H30V51H31ZM53 50H54V49H53ZM55 50H57V49H55ZM68 50H69V49H68ZM72 50H73V49H72ZM72 50H70V51H72ZM117 50H118V49H117ZM124 50H125V49H124ZM129 50H128V51H129ZM135 50L137 51V49H135ZM186 50H187V49H186ZM197 50H198V49H197ZM212 50H213V49H212ZM214 50H215V49H214ZM234 50H235V49H234ZM239 50H240V49H239ZM239 50H238V52L240 53ZM241 50H242V49H241ZM245 50H246V49H245ZM245 50H243V51L246 52ZM248 50H249V48H248ZM48 51H49V50H48ZM66 51H67V50H66ZM122 51H123V50H122ZM217 51H218V50H217ZM222 51H223V50H222ZM226 51H228V50H226ZM231 51L233 52V49H232ZM37 52H38V51H37ZM59 52H60V51H59ZM59 52H58V54H59ZM73 52H74V51H73ZM126 52H127V51H126ZM229 52H230V51H229ZM232 52H231V53H232ZM244 52H243V53H244ZM79 53H80V50H79ZM98 53H99V52H98ZM102 53H103V52H102ZM118 53H119V52H118ZM127 53H128V52H127ZM127 53H126V54H127ZM129 53H131V52H129ZM137 53H139V52L137 51ZM137 53H135V54H137ZM213 53H214V52H213ZM217 53H219V52H217ZM227 53H228V52H226L225 55H226ZM243 53H242V54H243ZM252 53H253V52H252ZM32 54H33V53H32ZM53 54H55V53H53ZM56 54H57V53H56ZM71 54H72V53H71ZM99 54H100V53H99ZM99 54H98V55H99ZM104 54H105V53H104ZM124 54H125V53H124ZM126 54H125V55H126ZM131 54H132V53H131ZM131 54H130V55H131ZM189 54H190V53H189ZM220 54H221V53H220ZM220 54H219V55H220ZM240 54H241V53H240ZM248 54H249V52H248ZM248 54H247V55H248ZM250 54H251V53H250ZM34 55H35V54H34ZM38 55H39V54H38ZM46 55H47V54H46ZM48 55L51 56L49 52H48ZM139 55H140V54H139ZM186 55H187V54H186ZM190 55H191V54H190ZM193 55L195 56L196 53L193 54ZM236 55H237V54H236ZM243 55H245V54H243ZM7 56H8V55H7ZM36 56H37V55H36ZM39 56H40V55H39ZM52 56H53V55H52ZM54 56H55V55H54ZM62 56H63V55H62ZM69 56H70V55H69ZM74 56H75V55H74ZM136 56H138V55H136ZM197 56H200V55H197ZM201 56H202V55H201ZM227 56H228V55H227ZM229 56H230V55H229ZM238 56H239V55H238ZM249 56H250V55H249ZM252 56H253V55H252ZM252 56H251V57H252ZM254 56L256 57L257 55L254 54ZM1 57H2V56H1ZM5 57H6V56H5ZM9 57H10V56H9ZM11 57H12V56H11ZM37 57H38V56H37ZM41 57H42V56H41ZM56 57H57V56H56ZM79 57H80V56H79ZM89 57H90V56H89ZM89 57H88V58H89ZM95 57H97V56H95ZM102 57H103V56H102ZM105 57H106V56H105ZM107 57H108V56H107ZM183 57H185V56H183ZM208 57H209V53H208ZM213 57H215V55H214ZM219 57H220V56H219ZM232 57H233V56H232ZM236 57H237V56H236ZM245 57H246V56H245ZM14 58H15V57H14ZM14 58H11V60H12V59L14 60ZM44 58H45V57H44ZM46 58H47V57H46ZM53 58H54V57H53ZM71 58H72V56L70 57V60H71ZM185 58H187V56H186ZM185 58H184V59H185ZM188 58H189V57H188ZM197 58H198V57H197ZM197 58H195V59H197ZM201 58H202V57H201ZM225 58H226V57H225ZM230 58H231V57H230ZM249 58H250V57H249ZM256 58H257V57H256ZM256 58H255V59H256ZM5 59H7V57H6ZM30 59H31V58H30ZM30 59H29L28 61H31ZM36 59H37V58H36ZM83 59H84V58H83ZM96 59H97V58H95V61H97ZM99 59H100V58H99ZM102 59H103V58H102ZM104 59H105V58H104ZM104 59H103V60H104ZM107 59H108V58H107ZM207 59H208V58H207ZM210 59H211V58L209 57V60H208V61H210ZM212 59H213V58H212ZM214 59H215V58H214ZM233 59L235 60L234 57H233ZM241 59L244 60V58H242V57H241ZM247 59H248V57H247ZM253 59H254V58H253ZM255 59H254V60H255ZM44 60H45V59H44ZM50 60H51V59H50ZM50 60H48V61H50ZM92 60H93V59H92ZM92 60H91V62H92ZM192 60H193V59H192ZM197 60H198V59H197ZM202 60H203V59H202ZM231 60H232V59H231ZM231 60H230V61H231ZM8 61H9V60H8ZM16 61H17V59H16ZM19 61H22V60L19 59ZM41 61H43L42 58H41ZM54 61H55V59H54ZM57 61H58V59H57ZM83 61H84V60H83ZM93 61H94V60H93ZM101 61H102V60H101ZM101 61H100V62H101ZM195 61H196V60H194V63H195ZM214 61H215V60H214ZM223 61H224V59H223ZM226 61H227V59H226ZM226 61H224V62H226ZM232 61H233V60H232ZM235 61L237 62V58H236ZM238 61H240V60L238 59ZM245 61H246V63H247V60H245ZM252 61H253V60H252ZM17 62H18V61H17ZM25 62H26V61H25ZM31 62H32V61H31ZM71 62H72V61H71ZM236 62H234V65H235ZM254 62H255V61H254ZM256 62H259V61H256ZM2 63H3V62H2ZM2 63H1V64H2ZM15 63H16V62H15ZM48 63H49V62H48ZM54 63H55V62H54ZM69 63H70V62H69ZM95 63H96V62H95ZM102 63H103V61H102ZM102 63H101V64H102ZM185 63H186V61H185ZM190 63H191V62H190ZM199 63H200V62H199ZM199 63L197 64V62H196V63H195V66H196V64H197V66H198ZM202 63H203V62H202ZM230 63H233V62H230ZM246 63H245V64H246ZM20 64H21L22 67H23V64H22V63H20ZM26 64H27V63H26ZM52 64H53V63H52ZM58 64H59V63H58ZM65 64H66V63H65ZM93 64H94V63H93ZM107 64H108V62H107ZM209 64H211V62H210ZM214 64H216V63H214ZM221 64H222V63H221ZM223 64H224V63H223ZM223 64H222V65H223ZM242 64L245 65L244 63H242ZM17 65H18V63H17ZM21 65H20V66H21ZM53 65H54V64H53ZM81 65H82V64H81ZM83 65H84V64H83ZM85 65H86V64H85ZM85 65H84V66H85ZM95 65H96V64H95ZM98 65H100V64H98ZM192 65H193V64H192ZM203 65H204V64H203ZM224 65H225V64H224ZM224 65H223V66H224ZM243 65H242V66H243ZM25 66H26V65H25ZM25 66H24V67H25ZM35 66H36V65H35ZM44 66H45V65H44ZM91 66H92V63H91ZM93 66H94V65H93ZM101 66H102V65H101ZM215 66H216V65H215ZM230 66L233 67V65H230ZM242 66H241V67H242ZM249 66H250V65H249ZM11 67L13 68V66H11ZM31 67H32V66H31ZM33 67H34V66H33ZM55 67H56V66H55ZM69 67H70V64H69ZM192 67H193V66H192ZM192 67H191V70L195 68V67H194V68H192ZM199 67H200V65H199ZM199 67H197V68H199ZM201 67H202V66H201ZM245 67H246V66H244V68H245ZM251 67H252V66H251ZM6 68H7V67H6ZM6 68H5V69H6ZM12 68H11V69H12ZM14 68H15V67H14ZM36 68H37V66H36ZM36 68H35V69H36ZM46 68H47V66H46ZM51 68H52V67H51ZM58 68H59V67H58ZM78 68H79V67H78ZM81 68H82V67H81ZM81 68H80V70H81ZM85 68H87V67H85ZM95 68H96V67H95ZM95 68H94V69H95ZM100 68L103 69V67H100ZM105 68H106V66H105ZM185 68H187V67H185ZM208 68H210V67H208ZM230 68H231V67H230ZM247 68H248V67H247ZM249 68H250V67H249ZM23 69H24V68H23ZM47 69H48V68H47ZM52 69H53V68H52ZM82 69H83V68H82ZM199 69H200V68H199ZM204 69H205V68H204ZM218 69H219V68H218ZM218 69H217V71H218ZM245 69H246V68H245ZM36 70H38V69H36ZM39 70H40V69H39ZM53 70H54V69H53ZM65 70H66V69H65ZM72 70H73V69H72ZM74 70H75V69H74ZM77 70L80 72L79 69H77ZM85 70H86V69H85ZM105 70H106V69H105ZM212 70H213V69H212ZM214 70L216 71V69H214ZM231 70H232V69H231ZM233 70H234V69H233ZM233 70H232V73L235 72V71L233 72ZM249 70H250V69H249ZM8 71L10 72V70H8ZM11 71H12V70H11ZM25 71H26V70H25ZM50 71H51V70H50ZM69 71H70V70H69ZM95 71H96V70H95ZM95 71H94V72H95ZM154 71H155V70H154ZM210 71H211V70H210ZM238 71H239V69H238ZM241 71H242V70H240V72H241ZM244 71H246V70H244ZM244 71H243V72H244ZM250 71H252V69H251ZM3 72H4V73H3ZM16 72H17V71H16ZM16 72H15V73H16ZM20 72H21V71H20ZM34 72H35V71H34ZM41 72H42V71H41ZM56 72H57V71H56ZM58 72H59V71H58ZM66 72H67V71H66ZM83 72H84V71H83ZM87 72H88V71H87ZM103 72H104V71H102V74H103ZM186 72H187V71H186ZM204 72H205V71H204ZM204 72H203V73H204ZM211 72H212V71H211ZM222 72H224V71H222ZM226 72H227V70H226ZM254 72H255V71H254ZM254 72H251V74L254 73ZM0 73H3V75H7L5 71H1ZM27 73H28V72H27ZM37 73H39V71H38ZM51 73H52V72H51ZM54 73H55V72H54ZM62 73H64V71H63ZM75 73L77 74V71H76ZM97 73H98V71H97ZM146 73H147V72H144V74L147 76L148 73H147V74H146ZM192 73H193V71H192ZM192 73H191V74H192ZM195 73H196V72H195ZM197 73H198V72H197ZM215 73H216V72H215ZM215 73H213V75H214ZM227 73H228V72H227ZM248 73H249V72H248ZM256 73H257V71H256ZM259 73H260V71H259ZM259 73H257V74H259ZM9 74L11 75V73H9ZM13 74H14V73H13ZM18 74H19V73H18ZM18 74H16V75H18ZM30 74H31V75L33 74V75H34V73H30ZM30 74H29V75H30ZM66 74H67V73H66ZM76 74H75V75H76ZM88 74H89V73H88ZM139 74H141V73H139ZM191 74H190V75H191ZM201 74H202V73H201ZM204 74H205V73H204ZM237 74H239V73H237ZM254 74H255V73H254ZM1 75H2V74H1ZM3 75H2V77H3ZM24 75H25V74H24ZM26 75H27V74H26ZM31 75H30V76H31ZM35 75H36V74H35ZM39 75H40V73H39ZM41 75H43V74L41 73ZM59 75H60V74H59ZM64 75H65V74H64ZM86 75H87V73H86ZM90 75H91V74H90ZM141 75H143V74H141ZM145 75H143L144 78L146 77ZM187 75H188V74H187ZM190 75H189V77H191ZM193 75H194V74H192V77H193ZM202 75H203V74H202ZM208 75H209V74H208ZM215 75H216V74H215ZM215 75H214V76H215ZM225 75H226V74H225ZM239 75H241V73H240ZM249 75H250V74H249ZM252 75H253V74H252ZM36 76H37V75H36ZM68 76H69V75H68ZM77 76L80 78L79 75H77ZM94 76H96V75H94ZM154 76H155V75H154ZM194 76H195V75H194ZM198 76H199V75H198ZM219 76H221L220 73H219ZM223 76H224V74H223ZM245 76H246V75H245ZM253 76H254V75H253ZM253 76H252V77H253ZM8 77H9V76H8ZM27 77H28V75H27ZM31 77H32V76H31ZM62 77H63V76H62ZM72 77H75V76H72ZM147 77H148V76H147ZM201 77H202V76H201ZM207 77H209V76H207ZM210 77H211V76H210ZM224 77H225V76H224ZM224 77H223V79H225ZM231 77H232V76H231ZM233 77H236V74H235V76H233ZM233 77H232V78H233ZM257 77H260V76H257ZM257 77L254 76L252 79L254 80V78H257ZM15 78L17 79L18 77L15 76ZM25 78H26V77H25ZM45 78H46V77H45ZM86 78H88V77H86ZM142 78H143V77H142ZM142 78H141V79H142ZM149 78H150V77H149ZM149 78H148V79H149ZM151 78H152V75H151ZM155 78H156V76H155ZM193 78L195 79V77H193ZM202 78H203V77H202ZM202 78H201V79H202ZM211 78H212V77H211ZM213 78H214V77H213ZM215 78H216V76H215ZM226 78H227V77H226ZM243 78H244V77H243ZM245 78H246V77H245ZM260 78L262 79V76H261ZM4 79L8 80V79H12V78H10V77H9V78H5V77H4ZM13 79H14V78H13ZM16 79H15V80H16ZM19 79H20V78H19ZM23 79H24V78H23ZM28 79H29V78H28ZM32 79H33V78H32ZM34 79H35V78H34ZM37 79H38V78H37ZM37 79H36V80H37ZM41 79H42V77H41ZM153 79H154V78H153ZM190 79H192V78H190ZM198 79H199V78H198ZM201 79H199V83H200V80H201ZM220 79L223 80L222 78H220ZM229 79H231V78L229 77ZM249 79H250V78H249ZM252 79H251V80H252ZM26 80H27V78L25 79V81H26ZM29 80H30V79H29ZM29 80H27V81H29ZM43 80H44V79H43ZM45 80H46V79H45ZM45 80H44V81H45ZM51 80H53V79H51ZM67 80H68V79H67ZM89 80H90V79H89ZM170 80H171V79H170ZM207 80H208V82H209V79H207ZM212 80H213V79H212ZM212 80H211V81H212ZM226 80H227V79H226ZM234 80H235V79H234ZM236 80H239V79H236ZM255 80H256V79H255ZM257 80H259V78H258ZM30 81H32V80H30ZM152 81L155 82L154 80H152ZM197 81H198V80H197ZM205 81H206V80H205ZM205 81H204V83H206ZM211 81L209 82L210 84H212ZM214 81H215V80H214ZM214 81H213V82H214ZM216 81H217L216 83H218V79H217ZM246 81H247V79H246ZM259 81H261V80H259ZM8 82H9V81H8ZM15 82H16V81H15ZM21 82H22V81H21ZM50 82H51V81H50ZM191 82H192V80H191ZM230 82H231V81H230ZM239 82H240V81H239ZM241 82L244 83V82H245L244 79H243ZM241 82H240V83H241ZM6 83H7V82H6ZM23 83H24V82H23ZM34 83H35V82H34ZM38 83H39V81H38ZM68 83H70V82L68 81ZM86 83H87V82H86ZM188 83H189V82H188ZM197 83H198V82H197ZM209 83H207V84H209ZM237 83H238V82H237ZM254 83H256V81L253 82V84H254ZM4 84H5V83H4ZM8 84H10V83H8ZM24 84H25V83H24ZM29 84H30V83H29ZM40 84H42V83H40ZM49 84H50V83H49ZM56 84H57V83H56ZM56 84H55V85H56ZM70 84H71V83H70ZM89 84H90V83H89ZM173 84H174V83H173ZM194 84H196V83H194ZM223 84H224V82H223ZM229 84H230V83H228V85H229ZM241 84H242V83H241ZM245 84H246V83H245ZM6 85H7V84H6ZM10 85H12V84H10ZM10 85H9V86H10ZM44 85H45V84H44ZM55 85H54V86H55ZM58 85H59V84H58ZM68 85H69V84H68ZM205 85H206V84H205ZM220 85H221V83H220ZM228 85H227L226 87H229ZM230 85H231V84H230ZM236 85H237V84H236ZM1 86H3V85H1ZM4 86H5V85H4ZM4 86H3V87H4ZM25 86H26V84H25ZM33 86H37V85H33ZM39 86H40V85H39ZM50 86H51V84H50ZM203 86H204V85H203ZM218 86H219V85H218ZM222 86H223V85H222ZM19 87H20V86H19ZM42 87H43V85H42ZM45 87H46V85H45ZM78 87H79V86H78ZM89 87H90V86H89ZM98 87H99V86H98ZM153 87H154V86H153ZM210 87H211V85H210ZM214 87H215V86H214ZM216 87H217V86H216ZM216 87H215V88H216ZM235 87H236V86H235ZM235 87H234V88H235ZM241 87H243V86H241ZM49 88H51V87H49ZM56 88H57V86H56ZM68 88H69V87H68ZM151 88H152V87H151ZM203 88H204V87H203ZM219 88H220V86H219ZM229 88H230V87H229ZM238 88H240V87H238ZM244 88H245V87H244ZM4 89H5V88H4ZM10 89H11V87H10ZM10 89L8 88L9 91H6V92H7V93H8V92L13 93L14 91H16V90H14V91L12 92V90L10 91ZM13 89H14V88H13ZM18 89H19V88H18ZM18 89H17V90H18ZM20 89H21V88H20ZM20 89H19V90H20ZM23 89H24V88H23ZM30 89H31V86H30ZM36 89H37V88H36ZM40 89H41V86H40ZM42 89H43V88H42ZM45 89H47V88H45ZM90 89H91V88H90ZM103 89H104V88H103ZM205 89H206V88H205ZM212 89H213V87H212ZM217 89H218V88H217ZM220 89H222V88H220ZM220 89H219V90H220ZM245 89H246V88H245ZM50 90H51V89H50ZM50 90H48V91L50 92ZM56 90H57V89H56ZM62 90H64V89H62ZM65 90H66V89H65ZM151 90L154 91V90H156V88H155V89L153 88V89H151ZM157 90H158V88H157ZM157 90H156V91H157ZM210 90H211V88H210ZM223 90H224V89H223ZM229 90H230V89H229ZM229 90H228V92H227L228 95L230 94V93H229ZM232 90H233V89H232ZM240 90H242V88H240ZM30 91H31V90H30ZM45 91H46V90H45ZM71 91H72V90H71ZM103 91H104V90H103ZM152 91H151V92H152ZM156 91H155V93H156ZM189 91L191 92V89H190ZM212 91H213V90H212ZM224 91H225V90H224ZM224 91H222V92H224ZM17 92H18V91H17ZM19 92H20V91H19ZM33 92H34V91H33ZM72 92H73V91H72ZM72 92H71V93H72ZM92 92H93V91H92ZM187 92H188V91H187ZM214 92H215V91H213V93H214ZM217 92H218V90H217ZM220 92H221V91H220ZM220 92H219V93H220ZM230 92H231V91H230ZM233 92H234V91H233ZM233 92H232V93H233ZM242 92H245L244 89H243ZM4 93H5V92H4ZM4 93H3V91H0V101H3V100L5 99L6 96H4ZM21 93H22V92H21ZM29 93H30V92H29ZM29 93H27V94H29ZM35 93H36V92H34V95H35V96L39 94V93H38V94H35ZM44 93H45V92H44ZM67 93H68V92H67ZM71 93H70V94H71ZM93 93H94V92H93ZM153 93H154V92H153ZM193 93H194V91H193ZM234 93H235V92H234ZM234 93H233V94H234ZM245 93H246V92H245ZM245 93H244V95H243L244 97H245ZM247 93H248V91H247ZM251 93H255V92H251ZM16 94H17V93H16ZM27 94H26V95H27ZM49 94H50V93H49ZM52 94H53V93H52ZM59 94L61 95V94H63V93H62V92H59ZM151 94H152V93H151ZM190 94H191V93H190ZM203 94H204V92H203ZM217 94H218V93H217ZM255 94H256V93H255ZM255 94H254V95H255ZM258 94H259V93H258ZM263 94H264V93H263ZM5 95H6V94H5ZM11 95H12V94H11ZM23 95H24V94H23ZM30 95H32V94H30ZM45 95H46V94H45ZM60 95H59V96H60ZM68 95H69V94H68ZM71 95H72V94H71ZM71 95H69V96H71ZM103 95H104V94H103ZM225 95H226V94H225ZM230 95H231V94H230ZM235 95H237V94L235 93ZM18 96H19V94H18ZM27 96H28V95H27ZM42 96H43V94H42ZM47 96H48V95H47ZM57 96H58V94H57ZM62 96H63V95H62ZM171 96H172V95H171ZM205 96H206V95H205ZM219 96H220V95H219ZM222 96L224 97V95H222ZM222 96H221V99H222ZM247 96H248V95H247ZM7 97H8V96H7ZM14 97H15V96H14ZM14 97H13V98H14ZM24 97H26V96H24ZM230 97H231V96H230ZM15 98H16V97H15ZM15 98H14V100H15ZM17 98H18V97H17ZM53 98H54V97H53ZM65 98H66V97H65ZM65 98H64V99H65ZM72 98H73V96H72ZM173 98H174V97H173ZM190 98H191V96H190ZM238 98H239V97H238ZM246 98H247V97H246ZM246 98H245V99H246ZM249 98H250V97H248L247 100H248ZM33 99H34V96H33ZM51 99H52V98H51ZM51 99H50V100H51ZM64 99H63V100H64ZM68 99H69V98H68ZM68 99H67V100H68ZM81 99H83V98H81ZM95 99H96V98H95ZM226 99H227V98H226ZM226 99H225V100H226ZM240 99H241V97H240ZM252 99H254V98H252ZM5 100H6V103H7V98H6ZM5 100H4V102H5ZM10 100H12V98H11ZM55 100H56V99H55ZM55 100H54V101H55ZM65 100H66V99H65ZM65 100H64V102H65ZM67 100H66V101H67ZM71 100H72V99H71ZM86 100H87V99H86ZM86 100H82V101H86ZM222 100H223V99H222ZM225 100H224V101H225ZM228 100H229V99H227L226 101H228ZM231 100H233V99H231ZM231 100H229V104H230ZM8 101H9V100H8ZM20 101H21V100L19 99V102H20ZM56 101H57V100H56ZM216 101H219V100L216 99ZM241 101H242V99H241ZM250 101H251V100H250ZM253 101H255V103H256V100H255V99H254ZM4 102H3V103H4ZM72 102H73V101H72ZM87 102H88V101H87ZM102 102H103V101H102ZM161 102H162V101H161ZM161 102H158V103H161ZM211 102H212V101H211ZM211 102H210V103H211ZM213 102H214V101H213ZM219 102H220V101H219ZM235 102H236V101H235ZM0 103H2V102H0ZM6 103H5V104H6ZM14 103H15V102H14ZM58 103H60V102L58 101ZM58 103H57V104H58ZM175 103H176V102H175ZM177 103H178V102H177ZM177 103H176V104H177ZM206 103H207V102H206ZM231 103H232V102H231ZM239 103H240V102H239ZM245 103H246V101H245ZM245 103H244V105H245ZM252 103H253V102H252ZM252 103H251V104H252ZM9 104H11V103L9 102ZM49 104L51 105V101H50ZM53 104H54V103H53ZM61 104L64 105L65 103H64V104L61 103ZM61 104H59V105H61ZM67 104H69V103H67ZM87 104H88V103H87ZM87 104H86V105H87ZM176 104H175V106H176ZM189 104H193V102H192V103H189ZM211 104H214V103H211ZM247 104H248V103H247ZM12 105H14V104H12ZM15 105H16V104H15ZM20 105H21V104H20ZM55 105H56V104H55ZM70 105H71V104H70ZM79 105H80V104H79ZM84 105H85V103H84ZM217 105H218V102H217ZM225 105H227V104H225ZM241 105H242V104H240V107H242ZM257 105L259 106V103H258ZM261 105H262V104H261ZM9 106H10V105H9ZM23 106H24V105H23ZM23 106H22V107H23ZM26 106H27V105H26ZM57 106H58V105H57ZM64 106H65V105H64ZM71 106L74 107V109H75V104H73V105H71ZM71 106H70V107H71ZM76 106H77V104H76ZM80 106H81V105H80ZM91 106H93V104H92ZM102 106H103V105H102ZM161 106L163 107V104L160 105V107H161ZM214 106H215V105H214ZM218 106H219V105H218ZM230 106H231V105H230ZM238 106H239V104H238ZM249 106H250V105H249ZM254 106H255V105H254ZM19 107H20V106H19ZM55 107H56V106H55ZM95 107H96V106H94V108H95ZM100 107H101V105H100ZM189 107H190V106H189ZM204 107H205V106H204ZM208 107H209V106H208ZM208 107H206V108H208ZM212 107H213V106H212ZM216 107H217V106H216ZM221 107H222V104H221ZM221 107H219L220 109H218V112L221 111V109H222ZM226 107H227V106H226ZM226 107H225V108H226ZM232 107H233V105H232ZM243 107H244V106H243ZM247 107H248V105L246 106V108H247ZM256 107H257V106H256ZM33 108H34V107H33ZM64 108H66V106H65ZM76 108H77V110H79V109H78V106H77ZM92 108H93V107H92ZM157 108L159 109V105L157 106ZM167 108H168V107H167ZM230 108H231V107H230ZM253 108L255 109V107H253ZM261 108H262V107H261ZM20 109H22V108H20ZM29 109H30V108H28L26 111H28ZM57 109H58V107H57ZM83 109H84V108H83ZM102 109L104 110V107H103ZM163 109H164V107H163ZM163 109H161V111H162ZM173 109H174V108H173ZM210 109H211V108H210ZM214 109H215V107H214ZM223 109H224V106H223ZM227 109H229V108H227ZM236 109H237V108H236ZM236 109H235V111H236ZM243 109H244V108H243ZM250 109L252 110V108H250ZM256 109H257V108H256ZM258 109H259V108H258ZM22 110H24V108H23ZM52 110H53V109H52ZM61 110H62V109H61ZM72 110H73V109H72ZM80 110H81V109H80ZM167 110H169V109H167ZM167 110H166V111H167ZM176 110H177V108H176ZM211 110H213V108H212ZM211 110H208V111L211 112ZM244 110H245V109H244ZM247 110H249V109L247 108ZM261 110L263 111L264 109H261ZM26 111H25V112H26ZM29 111H30V110H29ZM33 111H34V110H32V112H33ZM54 111H55V110H54ZM57 111L59 112V110H57ZM70 111H71V110H70ZM100 111H101V109H100ZM107 111H108V110H107ZM166 111H165V112H166ZM169 111H170V110H169ZM171 111H172V109H171ZM190 111H192V110H190ZM241 111H242V110H241ZM254 111H255V110H254ZM254 111L252 110V112H254ZM25 112H24V113H25ZM30 112H31V111H30ZM34 112H36V111H34ZM66 112H67V111H66ZM66 112H65V113H66ZM73 112H74V111H73ZM75 112H76V111H75ZM75 112H74V113H75ZM78 112H80V111H78ZM103 112H106V110L103 111ZM175 112H176V111H175ZM210 112H209V113H210ZM221 112H222V111H221ZM223 112H224V110H223ZM229 112H230V111H229ZM256 112H257V110H256ZM263 112H264V111H263ZM263 112H262V113H263ZM36 113H37V112H36ZM44 113H45V112H44ZM46 113H47V112H46ZM62 113H64V112H62ZM68 113H69V112H68ZM76 113H77V112H76ZM81 113L83 114L84 112L81 111ZM101 113H102V112H101ZM106 113H107V116H108V112H106ZM106 113H105V114H106ZM176 113H177V112H176ZM197 113H198V112H197ZM232 113H234V112L232 111ZM236 113H237V112H236ZM243 113H245V112H243ZM250 113H251V112H250ZM257 113H258V112H257ZM260 113H261V112H260ZM260 113H259V115H260ZM52 114H53V113H52ZM56 114H57V113H56ZM105 114H104V115H105ZM217 114H218V113H217ZM220 114H221V113H220ZM239 114H240V113H239ZM241 114H242V113H241ZM248 114H249V113H248ZM251 114L253 115L254 113H251ZM20 115H22V114H20ZM23 115H24V114H23ZM23 115H22V116H23ZM44 115H45V114H44ZM48 115H49V113H48ZM53 115H55V114H53ZM63 115H64V114H63ZM74 115H75V114H74ZM86 115H87V114H86ZM88 115H89V114H88ZM213 115H214V112H213ZM222 115H223V114H222ZM249 115H250V114H249ZM252 115H251V116H252ZM259 115H258V117H259ZM24 116H25V115H24ZM41 116H43V115H41ZM57 116H58V115H57ZM70 116H71V115H70ZM80 116H81V114H80ZM207 116H208V115H207ZM239 116H240V115H239ZM32 117H34V116L32 115ZM53 117H54V116H53ZM58 117H59V116H58ZM65 117H67V116H65ZM68 117H69V116H68ZM72 117H73V116H72ZM72 117H70V118L73 119ZM75 117H76V115H75ZM84 117H85V116H84ZM84 117H83V118H84ZM92 117H95V116L92 115ZM112 117H114V116H112ZM192 117H194V116H192ZM224 117H225V116H223V118H224ZM235 117H236V115H235ZM253 117H254V116H253ZM256 117H257V116H256ZM261 117H262V116H261ZM263 117H264V116H263ZM42 118H44V117H42ZM42 118H41V119H42ZM45 118H47V116H46ZM56 118H57V117H56ZM56 118H55V121H56ZM70 118H69V119H70ZM78 118H79V116H77V119H78ZM103 118H104V116H103ZM106 118H108V117H106ZM118 118H121V117L118 116ZM118 118H117V119H118ZM240 118H241V117H240ZM242 118H243V119L245 118L244 115H243ZM251 118H252V117H251ZM251 118H250V119H251ZM19 119H21V117H20ZM23 119H24V118H23ZM29 119H30V118H29ZM31 119H32V118H31ZM52 119H53V118H52ZM52 119H50V120H52ZM64 119H65V118H64ZM64 119H62V120H64ZM75 119H76V118H75ZM79 119H80V118H79ZM95 119H96V118H95ZM199 119H200V118H199ZM224 119H225V118H224ZM236 119L239 120V117L236 118ZM246 119H247V118H246ZM246 119H245V120H246ZM256 119H258V118H256ZM21 120H22V119H21ZM25 120H26V119H25ZM25 120H24L23 122H25ZM45 120H46V119H45ZM91 120H92V119H91ZM105 120H106V119H105ZM107 120H108V121H111L110 119H107ZM107 120H106V121H107ZM114 120L116 121L115 117H114ZM213 120H214V119H213ZM237 120H236V121H237ZM245 120H243V121L245 122ZM259 120H261L260 117H259ZM259 120H258V121H259ZM262 120H264V119H262ZM262 120H261V121H262ZM33 121H34V120H33ZM46 121H47V120H46ZM48 121H49V120H48ZM59 121H60V120H59ZM64 121H66V119H65ZM76 121H77V120H76ZM78 121H80V120H78ZM78 121H77V122H78ZM84 121H85V120H84ZM92 121H93V120H92ZM95 121H96V120H95ZM101 121H102V119H101ZM215 121H216V120H215ZM225 121H226V120H225ZM246 121H247V120H246ZM248 121H249V119H248ZM250 121H251V120H250ZM252 121H253V119H252ZM27 122H28V121H27ZM38 122H39V121H38ZM43 122H44V121H43ZM56 122H58V121H56ZM72 122H73V120H72ZM87 122H88V121H87ZM103 122H105V121H103ZM120 122H121V121H120ZM196 122H197V121H196ZM200 122H201V121H200ZM200 122H199V123H200ZM223 122H224V121H223ZM239 122H240V120H239ZM244 122H242V123H244ZM28 123H29V122H28ZM33 123H34V122H33ZM54 123H55V122H54ZM62 123H63V122H62ZM64 123H65V122H64ZM73 123H74V122H73ZM78 123H79V122H78ZM88 123H89V122H88ZM95 123H96V122H95ZM95 123H94V124H95ZM113 123H114V122H113ZM113 123L110 122V125H112ZM118 123H119V122H118ZM118 123H116V124L118 125ZM246 123H248V122H246ZM260 123H261V122H260ZM31 124H32V123H31ZM42 124H43V123H42ZM52 124H53V123H52ZM58 124H60V123H58ZM58 124H57V127L55 126L56 128H58ZM83 124H84V123H83ZM103 124H105V123H103ZM108 124H109V123H108ZM197 124H198V123H197ZM217 124H218V123H217ZM220 124H221V123H220ZM222 124H224V123H222ZM222 124H221V125H222ZM240 124H241V123H239V125H240ZM248 124H249V123H248ZM251 124H252V123H251ZM257 124H258V123H257ZM262 124H263V122H262ZM14 125H15L14 128H13L11 125H9V128H8V129H10V126L13 128V130H12L13 136H14V135L16 136V135L22 134L23 131H24V130L21 131V130L23 129V128H21V127H22V123H18V122H17V123L14 124ZM24 125H26V124H24ZM27 125H28V124H27ZM29 125H30V124H29ZM38 125H39V124H38ZM43 125H45V124H43ZM47 125H48V124H47ZM55 125H56V124H55ZM60 125H61V124H60ZM73 125H74V124H73ZM120 125L122 126V124H120ZM206 125H207V124H206ZM225 125H226V124H225ZM236 125H237V124H236ZM263 125H264V124H263ZM62 126H63V125H62ZM65 126L68 127V125H66V124H65ZM65 126H64V127H65ZM69 126H70V125H69ZM94 126H95V125H94ZM112 126L114 127V125H112ZM125 126H126V125H125ZM200 126H201V125H200ZM202 126H203V125H202ZM202 126H201V127H202ZM216 126H217V125H216ZM219 126H220V125H219ZM219 126H217V130L220 129V128H218ZM228 126H230V125H228ZM23 127H24V126H23ZM31 127H34V126H31ZM31 127H30V128H31ZM39 127H40V126H39ZM39 127H38V128H39ZM47 127H48V126H47ZM55 127H54V128H55ZM64 127H63V128H64ZM73 127H74V126H73ZM236 127H237V126H236ZM242 127H243V126H242ZM246 127H247V126H246ZM28 128H29V127H28ZM40 128H41V127H40ZM42 128H43V127H42ZM42 128H41V129H42ZM45 128H46V127H45ZM45 128H44V129H45ZM51 128H52V127H51ZM81 128H82V127H81ZM83 128H84V127H83ZM92 128H93V127H92ZM95 128H99V126H98V127H95ZM115 128H116V127H115ZM203 128H204V127H203ZM224 128H225V127H224ZM227 128H228V127H227ZM240 128H241V127H240ZM240 128H238V129H240ZM249 128H250V126H249ZM251 128H252V126H251ZM251 128H250V129H251ZM260 128H261V126H260ZM263 128H264V127H263ZM24 129H25V128H24ZM31 129H32V128H31ZM31 129H30V130H31ZM35 129H36V128H35ZM66 129H68V128H66ZM74 129H75V127H74ZM76 129H77V128H76ZM79 129H80V128H79ZM89 129H90V128H89ZM99 129H100V128H99ZM106 129H107V128H106ZM108 129H109V128H108ZM124 129H125V127H124ZM204 129H205V128H204ZM242 129H245V128L243 127ZM250 129H248V130H250ZM26 130H28V129H26ZM26 130H25V131H26ZM53 130H54V129H53ZM58 130H59V128H58ZM63 130H65V129H63ZM68 130H69V129H68ZM82 130H83V129H82ZM90 130H91V129H90ZM178 130H179V129H178ZM181 130H182V129H181ZM181 130H180V131H181ZM225 130H226V129H225ZM225 130L223 129V131H225ZM227 130H228V129H227ZM232 130H233V129H232ZM248 130H247V131H248ZM260 130H261V129H260ZM41 131H42V130H41ZM61 131H62V129H61ZM72 131H73V130H72ZM83 131H84V130H83ZM99 131L101 132L102 130H99ZM108 131H109V130H108ZM114 131H115V130H114ZM214 131H216V129H215ZM235 131H236V130H235ZM242 131H243V130H242ZM261 131H262V130H261ZM263 131H264V130H263ZM263 131H262V132H263ZM9 132H10V131H9ZM27 132H28V131H27ZM30 132H31V134H32V132H34V130H32V131H30ZM30 132H29V133H30ZM37 132H38V131H37ZM51 132H52V131H51ZM56 132H59V131H56ZM62 132H63V131H62ZM62 132H61V133H62ZM70 132H71V131H70ZM73 132H74V131H73ZM77 132H78V131H77ZM85 132H86V131H85ZM92 132H94V130H93ZM109 132H110V131H109ZM123 132H124V131H123ZM176 132H177V131H176ZM178 132H179V131H178ZM221 132H222V131H221ZM226 132H227V131H226ZM232 132H233V131H232ZM237 132H238V131H237ZM239 132H240V131H239ZM34 133L36 134V130H35ZM34 133H33V135H34ZM42 133H43V132H42ZM46 133H47V132H46ZM75 133H76V132H75ZM78 133H79V132H78ZM97 133H98V132H97ZM118 133H121V132H118ZM173 133H174V132H173ZM183 133H184V132H183ZM183 133H182V134H183ZM205 133H206V132H205ZM207 133H208V132H207ZM218 133H219V132H218ZM235 133H236V132H235ZM243 133H244V132H243ZM250 133H251V132H250ZM48 134H49V133H48ZM48 134H47V136H48ZM54 134H55V133H54ZM58 134H59V133H58ZM58 134H57V135H58ZM64 134L67 135L66 132H65ZM82 134H83V133H82ZM92 134H93V133H92ZM94 134H96V133H94ZM101 134H102V133H101ZM220 134H221V133H220ZM11 135H12V134H11ZM36 135H37V134H36ZM36 135H34V137H35ZM51 135H52V134H51ZM57 135H56V136H57ZM62 135H63V133L61 134V136H62ZM78 135H80V134H78ZM118 135H119V134H118ZM176 135L178 136V134H176ZM186 135H188V134H186ZM194 135H195V134H194ZM215 135H216V134H215ZM229 135H230V134H229ZM232 135H233V134H232ZM239 135H242V134H239ZM244 135H245V134H244ZM263 135H264V134H263ZM263 135H262V136H263ZM30 136H31V135H29V137H30ZM47 136H46V137H47ZM53 136H54V135H53ZM67 136H68V135H67ZM67 136H66V137H67ZM71 136H72V134H71ZM84 136H85V135H84ZM89 136H90V135H89ZM96 136L98 137V135H96ZM96 136H95V137H96ZM99 136H100V135H99ZM119 136H121V135H119ZM130 136H131V135H130ZM226 136H227V135H226ZM235 136H236V135H235ZM237 136H238V135H237ZM237 136H236V137H237ZM245 136H246V135H245ZM251 136H252V135H251ZM259 136H260V134H259ZM21 137H22V135L19 137V139H20ZM23 137H24V134H23ZM29 137H26V138H29ZM44 137H45V136H43V139H44ZM48 137H51V136H48ZM48 137H47V138H48ZM59 137H60V136H59ZM93 137H94V136H93ZM95 137H94V139H95ZM112 137H113V136H112ZM127 137H128V136H127ZM127 137H126V138H127ZM131 137H132V136H131ZM187 137H188V136H187ZM212 137H214V136H212ZM220 137H222V135H220ZM229 137H230V136H229ZM232 137H233V136H232ZM241 137H242V136H241ZM31 138H32V137H31ZM31 138H29L28 141H29ZM38 138H39V140H40V137H38ZM60 138H61V137H60ZM103 138H104V137H103ZM105 138H106V135H105ZM107 138H108V137H107ZM113 138H114V137H113ZM170 138H172V137H170ZM173 138H174V137H173ZM176 138H177V137H176ZM217 138H218V137H217ZM217 138H216V139H217ZM239 138H240V136H239ZM246 138L248 139V137H246ZM250 138H251V137H250ZM256 138H257V137H256ZM263 138H264V136H263ZM22 139H23V138H22ZM33 139H34V138H33ZM43 139H42V141H43ZM48 139H49V138H48ZM54 139H55V138H54ZM76 139H77V138H76ZM79 139H80V138H79ZM96 139H97V138H96ZM96 139H95V140H96ZM119 139H120V138H119ZM124 139H125V137H124ZM183 139L185 140V137H183ZM190 139H192V138H190ZM190 139H189V140H190ZM213 139H214V138H213ZM218 139H219V138H218ZM218 139H217V140H218ZM227 139H229V138H227ZM231 139H232V138H231ZM236 139H237V138H236ZM20 140H21V139H20ZM24 140H25V138H24ZM34 140H35V139H34ZM39 140H38V141H39ZM51 140H52V139H51ZM68 140H70V139H68ZM68 140H67V141H68ZM102 140H103V139H102ZM104 140H105V139H104ZM110 140H111V139H110ZM176 140H177V139H176ZM176 140H175V141H176ZM178 140H179V139H178ZM220 140H221V139H220ZM232 140H233V139H232ZM259 140H260V138H259ZM21 141H22V140H21ZM25 141H27V140H25ZM45 141H46V139H45ZM45 141H44V142H45ZM53 141H55V140H53ZM60 141H61V140H60ZM70 141H71V140H70ZM70 141H69V142H70ZM72 141H73V140H72ZM74 141H75V140H74ZM84 141H85V140H84ZM93 141H94V140H93ZM97 141H99V140H97ZM120 141H121V140H120ZM120 141H117V143L120 142ZM190 141H192V140H190ZM239 141H240V140H239ZM244 141H245V140H244ZM244 141H243V142H244ZM253 141H254V140H253ZM18 142H19V141H18ZM40 142H41V141H40ZM46 142H48V141H46ZM58 142H59V141H58ZM63 142H64V141H63ZM81 142H82V140H81ZM106 142H107V141H106ZM111 142H112V141H111ZM126 142H127V141H126ZM131 142H132V139H131ZM177 142H178V141H177ZM222 142H223V140H222ZM226 142H227V141H226ZM237 142H238V141H237ZM256 142H257V141H256ZM258 142H259V141H258ZM19 143H20V142H19ZM27 143H28V142H27ZM31 143H32V142H31ZM48 143H49V142H48ZM64 143H67L66 140H65ZM96 143H97V142H96ZM178 143H180V142H178ZM219 143H220V141H219ZM238 143H239V142H238ZM238 143H237V144H238ZM245 143H246V142H245ZM25 144H26V143H25ZM35 144H36V143H35ZM41 144H43V143L41 142ZM41 144H40V146H41ZM44 144H45V143H44ZM44 144H43V145H44ZM55 144H56V143H55ZM69 144H70V143H69ZM85 144H86V143H85ZM111 144L113 145V143H111ZM131 144H132V143H131ZM247 144H248V141H247ZM257 144H258V143H257ZM15 145H16V144H15ZM46 145H47V144H46ZM80 145H81V144H79V146H80ZM121 145H122V144H121ZM128 145H130V143H128ZM141 145H142V144H141ZM183 145H184V144H183ZM241 145L244 146V144H241ZM252 145H253V143H252ZM254 145H256V144H254ZM28 146H29V145H28ZM28 146H26V147H28ZM30 146H31V145H30ZM30 146H29V147H30ZM33 146H36V145H33ZM37 146H38V145H37ZM40 146H39V147H40ZM47 146H48V145H47ZM71 146H72V145H71ZM95 146H96V145H95ZM97 146H98V145H97ZM104 146H105V148H106L107 145H104ZM238 146H239V144H238ZM246 146H247V145H246ZM15 147H16V146H15ZM23 147H25V146L23 145ZM31 147H32V146H31ZM45 147H46V146H45ZM65 147H66V146H65ZM80 147H81V146H80ZM121 147H122V146H121ZM121 147H120V148H121ZM126 147H127V146H126ZM130 147H131V146H129V148H130ZM178 147H179V149H180V146H179V145H178ZM183 147H185V146H183ZM183 147H182V148H183ZM234 147H235V145H234ZM248 147H249V146H248ZM262 147H263V146H262ZM18 148H19V147H17V150H18ZM33 148H34V147H33ZM46 148H47V147H46ZM49 148H50V147H49ZM53 148H54V147H53ZM129 148H128V149H129ZM171 148H174V145L171 146ZM239 148H240V146H239ZM251 148H252V147H251ZM259 148H260V147H259ZM27 149H28V148H27ZM31 149H32V148H31ZM34 149H35V148H34ZM40 149H42V148H40ZM90 149H91V148H90ZM108 149H110V148H108ZM122 149L124 150V147H122L121 150H122ZM126 149H127V148H126ZM144 149H145V148H144ZM144 149L142 148V151H143ZM220 149H221V148H220ZM226 149H227V147H226ZM236 149H237V148H236ZM242 149L244 150V148H242ZM246 149H247V148H246ZM248 149H249V148H248ZM248 149H247V150H248ZM28 150H29V149H28ZM46 150H48V149H46ZM61 150H62V149H61ZM177 150H178V149H177ZM180 150H181V149H180ZM217 150H218V149H217ZM227 150H228V149H227ZM237 150H238V149H237ZM253 150H254V149H253ZM26 151H27V150H26ZM31 151H32V150H31ZM31 151H30V152H31ZM54 151H55V150H54ZM78 151H79V150H78ZM100 151H101V150H100ZM106 151H107V150H106ZM144 151L147 152V150H144ZM215 151H216V149H215ZM221 151H222V150H221ZM221 151H220V152H221ZM241 151H242V150H241ZM241 151H240V152H241ZM245 151H246V150H245ZM248 151H250V150H248ZM23 152H24V150H23ZM27 152H29V151H27ZM33 152H34V151H33ZM45 152H46V151H45ZM59 152H60V151H59ZM93 152H94V151H93ZM93 152H92V153H93ZM121 152H123V151H121ZM146 152H145V153H146ZM153 152H154V151H153ZM171 152H172L173 154L176 153V152H173L172 150H171ZM186 152H187V151H186ZM186 152H185V153H186ZM231 152L234 153V150H233V151L231 150ZM246 152H247V151H246ZM18 153H20V152H18ZM35 153H36V152H35ZM37 153H38V152H37ZM41 153H42V151H41ZM41 153H40V154H41ZM56 153L59 154L58 152H56ZM63 153H64V152H63ZM70 153H71V152H70ZM70 153H69V154H70ZM97 153H98V152H97ZM109 153H110V152H109ZM140 153L143 154L144 152H140ZM167 153H168V152H167ZM179 153H180V152H179ZM183 153H184V152H183ZM183 153H180V154H183ZM216 153H218V152L216 151ZM225 153H227V151H226ZM236 153H237V152H236ZM252 153H253V151H252ZM30 154H31V153H30ZM44 154H45V153H44ZM64 154H65V153H64ZM110 154H111V153H110ZM154 154H155V153H154ZM220 154H221V153H220ZM227 154H228V153H227ZM237 154H239V153H237ZM249 154H250V153H249ZM71 155H73V154H71ZM111 155H112V154H111ZM166 155H167V154H166ZM175 155H176V154H175ZM225 155H226V154H225ZM230 155H231V154H230ZM257 155H258V154H257ZM262 155H263V154H262ZM25 156H26V154H25ZM40 156H41V155H40ZM46 156H48V155H46ZM84 156H85V155H84ZM91 156H92V155H91ZM93 156H94V155H93ZM93 156H92V157H93ZM103 156H104V155H103ZM112 156H114V155H112ZM182 156H183V155H182ZM182 156H181V157H182ZM231 156L233 157L234 155H231ZM245 156H246V155H245ZM37 157H39V156H37ZM85 157H86V156H85ZM92 157H91V158H92ZM109 157H111V156H109ZM116 157H117V156H116ZM141 157H142V156H141ZM146 157H147V156H146ZM165 157H166V156H165ZM171 157H172V156H171ZM173 157L176 158V156H173ZM184 157H185V155H184ZM226 157H228V155H227ZM241 157H243V156H241ZM249 157L252 158L251 155H249ZM26 158H28V157L26 156ZM26 158H25V159H26ZM39 158H40V157H39ZM41 158H42V157H41ZM44 158H45V157H44ZM48 158H49V157H48ZM179 158H180V156H179ZM179 158H178V159H179ZM182 158H183V157H182ZM185 158H186V157H185ZM244 158H245V157H244ZM246 158H247V157H246ZM250 158H248V159H250ZM29 159H31V158H29ZM32 159H33V158H32ZM35 159H36V158H35ZM142 159H143V158H142ZM148 159H149V157H148ZM148 159H147V160H148ZM227 159H228V158H227ZM234 159H236V158H234ZM253 159H254V157H253ZM26 160H27V159H26ZM33 160H34V159H33ZM95 160H96V159H95ZM123 160H124V158H123ZM144 160H145V159H144ZM147 160H146V161H147ZM150 160H151V159H150ZM160 160H161V159H160ZM167 160H168V159H167ZM171 160H172V159H171ZM174 160H175V159H174ZM179 160H180V159H179ZM179 160H178V161H179ZM185 160H186V159H185ZM223 160H224V159H223ZM231 160L234 161L233 159H231ZM236 160H237V159H236ZM255 160H257V159H255ZM262 160H263V159H262ZM49 161H50V160H49ZM97 161H99L98 158H97ZM114 161H115V160H114ZM168 161H169V160H168ZM176 161H177V159H176ZM178 161H177V162H178ZM181 161H182V160H181ZM237 161L240 162L239 159H238ZM243 161L245 162V159H244ZM246 161H247V160H246ZM259 161H260V160H259ZM259 161H257V162H259ZM263 161H264V160H263ZM263 161H262V163H264ZM33 162H34V161H33ZM33 162H32V163H33ZM110 162H111V161H110ZM115 162H116V161H115ZM115 162H114V163H115ZM122 162H123V161H122ZM169 162H170V161H169ZM230 162H231V161H230ZM235 162H236V161H235ZM251 162H252V161H251ZM251 162L248 161V163H251ZM44 163H45V162H44ZM46 163H48V162H46ZM111 163H112V162H111ZM145 163H147V162H145ZM173 163H175V162H173ZM184 163H186V162H184ZM231 163H233V162H231ZM241 163H243V162L241 161V162L239 163V165H240ZM245 163H246V162H245ZM245 163H244V164H245ZM147 164L149 165V163H147ZM154 164H155V163H154ZM175 164H177V163H175ZM187 164H188V163H187ZM189 164H190V163H189ZM251 164H253V163H251ZM258 164H259V163H257L256 165H258ZM47 165H48V164H47ZM47 165H46V166H47ZM115 165H116V164H115ZM117 165H118V164H117ZM119 165H120V164H119ZM231 165H232V164H231ZM239 165H238V166H239ZM256 165H255V167H256ZM262 165H263V164H262ZM111 166H112V164H111ZM168 166H172V165L170 164V165H168ZM185 166H186V165H185ZM233 166H234V165H233ZM242 166H243V165H242ZM252 166H254V164H253ZM112 167H113V166H112ZM176 167H177V166H176ZM224 167H227V166H224ZM240 167H241V166H240ZM247 167H248V164H247ZM247 167H246V168H247ZM250 167H251V166H250ZM263 167H264V166H263ZM263 167L261 166V168H263ZM48 168H49V167H48ZM48 168H47V169H48ZM87 168H88V167H87ZM170 168H171V167H170ZM170 168H169V170H173V169H170ZM241 168H242V167H241ZM241 168H239V170H238L239 172H241V170H244V169H241ZM244 168H245V166H244ZM257 168H258V166L256 167V170H257ZM261 168H260V169H261ZM45 169H46V168H45ZM118 169H119V168H118ZM120 169H121V168H120ZM177 169H178V168H177ZM187 169H188V168H187ZM227 169H229V168H227ZM231 169H232V168H231ZM240 169H241V170H240ZM258 169H259V168H258ZM166 170H167V169H166ZM235 170H236V169H235ZM235 170H234V171H235ZM247 170L249 171V167L247 168ZM251 170H253V169L251 168ZM256 170H255V172L258 171V170H257V171H256ZM261 170H262V169H261ZM49 171H51V170H49ZM167 171H168V170H167ZM187 171H189V170H187ZM206 171H207V170H206ZM234 171H232V172H234ZM248 171H246V172H248ZM44 172H45V170L43 171V173H44ZM52 172H53V171H52ZM169 172H170V171H169ZM178 172H179V171H178ZM178 172H176V173L178 174ZM204 172H205V171H204ZM239 172H237V173H239ZM246 172H245L244 174H246ZM255 172H254V175H255ZM47 173H48V171H47ZM171 173H173V171H172ZM174 173H175V172H174ZM234 173H235V172H234ZM237 173H236L237 177H235L234 174H233L234 177H232V179L235 178L236 181L239 182V180H237L238 177H239ZM251 173H252V172H251ZM45 174H46V173H45ZM60 174H61V173H60ZM116 174H117V173H116ZM169 174H170V173H169ZM185 174H186V173H185ZM203 174H204V173H203ZM247 174H248V173H247ZM249 174H250V173H249ZM249 174H248V175H249ZM257 174H258V173H257ZM47 175H48V174H47ZM51 175H52V174H51ZM51 175H50V178H49V179H51ZM55 175H56V174H55ZM63 175H64V174H63ZM173 175H174V174H173ZM205 175H206V174H205ZM239 175H240V174H239ZM252 175H253V174H252ZM45 176H46V175H45ZM60 176H61V175H60ZM70 176H71V175H70ZM116 176H117V175H116ZM179 176H180V175H179ZM242 176H244L243 173H242ZM246 176H247V175H246ZM250 176H251V174H250ZM250 176H249V177H250ZM43 177H44V176H43ZM47 177H48V176H47ZM203 177H204V176H203ZM205 177H206V176H205ZM230 177H231V176H230ZM65 178H66V177H65ZM98 178H99V177H98ZM184 178H185V177H184ZM241 178H243V177H241ZM46 179H47V178H46ZM46 179H45V180H46ZM75 179H76V178H75ZM180 179H181V178H180ZM203 179H204V178H203ZM246 179H247V178H246ZM45 180H44V181H45ZM47 180H48V179H47ZM133 180H134V178H133ZM247 180H248V179H247ZM48 181H49V180H48ZM58 181H59V180H58ZM76 181H77V180H76ZM118 181H119V179H118ZM135 181H138V180L135 179ZM172 181H173V180H172ZM185 181H186V179H185ZM230 181H231V180H230ZM230 181H229L228 187L231 188L232 185L229 186V185H230ZM236 181H235V182H236ZM242 181H243V179H242ZM249 181H250V178H249ZM251 181H252V179H251ZM261 181H262V180H261ZM54 182H55V179H54ZM56 182H57V181H56ZM63 182H64V181H63ZM89 182H90V181H89ZM153 182H154V181H153ZM166 182H168V181H166ZM222 182H223V180H222ZM224 182H225V181H224ZM226 182H228V179H227ZM238 182H237V184H238ZM43 183H44V182H43ZM120 183H121V182H120ZM123 183H124V182H123ZM182 183H184V182H182ZM239 183H240V182H239ZM262 183H263V185H264V182H263V181L261 182V185H262ZM44 184H45V183H44ZM60 184H61V183H60ZM177 184H178V183H177ZM220 184H222V183L220 182ZM220 184H219V185H220ZM235 184H236V183H235ZM47 185H48V184H47ZM80 185H82V184H80ZM138 185H139V184H138ZM178 185H179V184H178ZM191 185H192V184H191ZM222 185H223V184H222ZM261 185H260V186H261ZM43 186H44V185H43ZM48 186H49V185H48ZM55 186H57V184H56ZM55 186H54V187H55ZM83 186H84V185H83ZM90 186H91V185H90ZM99 186H100V184H99ZM134 186H135V185H134ZM182 186H183V185H182ZM225 186H226V185H223L222 188L225 187ZM20 187H21V186H20ZM22 187H23V186H22ZM60 187H61V185H60ZM85 187H86V186H85ZM85 187H84V188H85ZM95 187H96V186H95ZM135 187H136V186H135ZM137 187H138V186H137ZM185 187H186V185H185ZM203 187H204V186H203ZM203 187H202V188H203ZM218 187H219V186H218ZM228 187H227V188H228ZM233 187H234V186H233ZM26 188H27V187H26ZM52 188H53V187H52ZM55 188H56V187H55ZM65 188H66V186H65ZM65 188H64V189H65ZM129 188H130V187H129ZM129 188H127V189H129ZM172 188H173V187H172ZM177 188H178V187H177ZM177 188L175 189V191L177 190ZM188 188H189V187H188ZM197 188H198V187H197ZM220 188H221V187H220ZM262 188H264V187L262 186ZM24 189H25V188H24ZM53 189H54V188H53ZM72 189H73V188H72ZM133 189H134V188L132 187L131 190L133 191ZM137 189H138V188H137ZM199 189H201V187H200ZM225 189H226V188H225ZM234 189H235V188H234ZM236 189H237V188H236ZM239 189H240V188H239ZM21 190H22V189H21ZM68 190H69V189H68ZM87 190H88V189H87ZM134 190H135V189H134ZM203 190H204V189H203ZM208 190H210V189H208ZM212 190H213V189H212ZM218 190H219V189H218ZM222 190H223V189H222ZM227 190H228V189H227ZM227 190H226L225 194H226V193H229V191L227 192ZM229 190H230V189H229ZM231 190H232V188H231ZM237 190H238V189H237ZM47 191H48V190H47ZM74 191H75V190H74ZM132 191H131V193H132ZM180 191H181V190H180ZM199 191H200V190H199ZM204 191H205V190H204ZM204 191H203V192H204ZM234 191H235V190H234ZM260 191L264 193V191H262L261 189H260ZM260 191H259V192H260ZM24 192H25V191H24ZM72 192H73V190H71L70 194L67 192L68 195H69L70 197H73V196H74V195L71 196V194H73ZM133 192H134V191H133ZM135 192H137V191H135ZM172 192H173V191H172ZM176 192H177V191H176ZM203 192L201 191V193H203ZM208 192H209V191H208ZM208 192L206 191V193H208ZM220 192H222V191H220ZM223 192H224V191H223ZM75 193H76V192H75ZM81 193H82V192H81ZM105 193H106V192H105ZM178 193H180L179 190H178ZM181 193L183 194V192H181ZM195 193H196V192H195ZM199 193H200V192H199ZM210 193H211V192H210ZM215 193H216V192H214V196H215ZM113 194H114V193H113ZM133 194H134V193H133ZM173 194H174V193H173ZM193 194H194V193H193ZM208 194H209V193H208ZM63 195H64V194H63ZM82 195H83V194H82ZM174 195H175V194H174ZM228 195H229V194H228ZM235 195H237V194H235ZM262 195H263V194H262ZM85 196H86V194H85ZM85 196H84V197H85ZM103 196H104V195H103ZM105 196H106V195H105ZM105 196H104V197H105ZM127 196H128V195H127ZM232 196H233V195H232ZM241 196H242V195H241ZM241 196H240V198H241ZM263 196H264V195H263ZM66 197H68V196H66ZM74 197H75V196H74ZM101 197H102V196H101ZM179 197H180V196H179ZM181 197H182V196H181ZM188 197H189V196H188ZM195 197H196V196H195ZM198 197H200V194H199ZM202 197H204V196H202ZM212 197H213V194H212ZM223 197H224V196H223ZM229 197H230V196H229ZM237 197H238V196H237ZM237 197H235V198H237ZM62 198H63V197H62ZM76 198H77V197H76ZM81 198H82V196H81ZM102 198H103V197H102ZM125 198H126V197H125ZM189 198H190V197H189ZM208 198H211V197H208ZM217 198H218V196H217ZM225 198H226V197H225ZM225 198H224V199H225ZM230 198H231V197H230ZM238 198H239V197H238ZM260 198H261V197H260ZM260 198H259V199H260ZM126 199H127V198H126ZM141 199H142V198H141ZM181 199H182V198H181ZM200 199H201V198H200ZM203 199H205V197H204ZM203 199H202V200H203ZM213 199H214V198H213ZM241 199H242V198H241ZM243 199H244V198H243ZM68 200H69V199H68ZM72 200H73L72 202H74L75 199H72ZM80 200H81V199H80ZM174 200H176V199H174ZM174 200H173V201H174ZM178 200H179V199H178ZM193 200H195V199H193ZM202 200H201V202H202ZM207 200H208V199H207ZM211 200H212V199H211ZM214 200H215V199H214ZM227 200H228V199H227ZM231 200H232V199H231ZM261 200H262V199H260V201H261ZM75 201H76V200H75ZM121 201H122V200H121ZM123 201H124V200H123ZM143 201H145V200L143 199ZM168 201H169V200H168ZM173 201H172V202H173ZM179 201H180V200H179ZM188 201H189V199H188ZM188 201H187V202H188ZM191 201H192V200H191ZM205 201H206V199H205ZM208 201H210V200H208ZM238 201H240V200H238ZM243 201H244V200H243ZM145 202H146V201H145ZM187 202H186V203H187ZM193 202H194V201H193ZM206 202H207V201H206ZM216 202H218V199H217ZM216 202H214V203H216ZM230 202H232V201H230ZM233 202H234V201H233ZM244 202H245V201H244ZM253 202H254V201H253ZM262 202H263V200H262ZM64 203H65V202H64ZM64 203H63V204H64ZM69 203H71V202H69ZM78 203H79V202H77V204H78ZM147 203H148V202H147ZM147 203H146V204H147ZM184 203H185V202H184ZM191 203H192V202H191ZM196 203H197V202H196ZM203 203H205V202H203ZM207 203H208V202H207ZM225 203H226V202H225ZM227 203H228V201H227ZM227 203H226V204H227ZM257 203H258V202H257ZM61 204H62V202H61ZM74 204H75V202H74ZM77 204H76V205H77ZM193 204H194V203H193ZM193 204H190V205H193ZM208 204H209V203H208ZM218 204H219V203H218ZM244 204H245V203H244ZM249 204H250V203H249ZM81 205H83V204H81ZM92 205H93V204H92ZM109 205H110V204H109ZM143 205H144V204H143ZM168 205H169V204H168ZM173 205H174V202H173ZM186 205H187V204H186ZM202 205H203V204L201 203V206H202ZM204 205H205V207H206V204H204ZM214 205H215V204H214ZM227 205H228V204H227ZM227 205H226V206H227ZM255 205H256V204H255ZM65 206H66V205H65ZM65 206H64V207H65ZM93 206H94V205H93ZM147 206H149V205L147 204ZM171 206H172V205H171ZM171 206H170V208H171ZM201 206H199V207H201ZM216 206H218V205L216 204ZM233 206H234V205H233ZM235 206H236V205H235ZM235 206H234V207H235ZM246 206H247V205H246ZM256 206H257V205H256ZM75 207H76V206H75ZM172 207H173V206H172ZM174 207H175V206H174ZM187 207H188V206H186V208H187ZM199 207H198V208H199ZM208 207H209V205H208ZM210 207H211V206H210ZM212 207H213V206H212ZM222 207H223V206H222ZM230 207H231V205H230ZM248 207H249L248 210H250V207H251V206L249 205ZM73 208H74V207H73ZM148 208H149V207H148ZM202 208H203V207H202ZM227 208L229 209V207H227ZM241 208H242V207H241ZM84 209H85V208H84ZM172 209H173V208H172ZM172 209H171V211H172ZM205 209H206V208H205ZM209 209H210V208H209ZM215 209H216V208H215ZM228 209H227V210H228ZM236 209H237V208H236ZM238 209H239V207H238ZM251 209H252V208H251ZM80 210H81V208H80ZM108 210H109V209H108ZM146 210H147V209H146ZM150 210H151V207H150ZM167 210H169V208H168ZM179 210H180V209H179ZM200 210H202V209H200ZM216 210H217V209H216ZM239 210H240V209H239ZM253 210H256V209L253 208ZM258 210H260V209H258ZM262 210H263V209H262ZM120 211H121V210H120ZM197 211H198V210H197ZM205 211H206V210H205ZM208 211H209V214H210V216H209L210 221L212 222V224H213L214 226H216L215 228H216V230H217L219 225L217 224V221L214 219L215 216L212 215V214H213V213H212V209H211V210H208ZM214 211H215V210H214ZM241 211H242V210H241ZM263 211H264V210H263ZM81 212H82V211H81ZM96 212H97V211H96ZM126 212H127V211H126ZM145 212H146V211H145ZM145 212L142 211V213H145ZM206 212H207V211H206ZM217 212H218V211H217ZM246 212L248 213V211H246ZM250 212H251V211H250ZM38 213H39V212H38ZM74 213H75V212H74ZM157 213H158V211H157ZM160 213H161V212H160ZM201 213H202V212H201ZM236 213L238 214V212H236ZM247 213H246V214H247ZM78 214H79V213H78ZM161 214H163V213H161ZM214 214H215V213H214ZM230 214H232V213L230 212ZM237 214H233V217H234V215L238 216L240 213H239L238 215H237ZM49 215H50V213H49ZM56 215H57V214H56ZM65 215H66V214H65ZM74 215H75V214H74ZM86 215H87V214H86ZM138 215H139V214H138ZM199 215H200V214H199ZM217 215H218V214H217ZM66 216H67V215H66ZM71 216H73V215H71ZM75 216H77V215H75ZM100 216H101V215H100ZM144 216H145V215H144ZM158 216H159V215H158ZM201 216H202V214H201ZM207 216H208V215H207ZM213 216H214V217H213ZM245 216H246V215H245ZM245 216H244V217H245ZM247 216H248V215H247ZM263 216H264V215H263ZM50 217H51V215H50ZM94 217H95V216H94ZM160 217H161V216H160ZM160 217H157V218H160ZM59 218H61V217H59ZM97 218H99V217H97ZM144 218H145V217H144ZM209 218H208V219H209ZM219 218L221 219V217H219ZM224 218H225V217H224ZM242 218H243V217H242ZM245 218H246V217H245ZM260 218H261V217H260ZM8 219H9V218H8ZM11 219H12V217H11ZM11 219H10V220H11ZM62 219H63V218H62ZM62 219H61V220H62ZM107 219H108V218H107ZM107 219H106V220H107ZM146 219H147V218H146ZM146 219H145V220H146ZM185 219H186V218H185ZM226 219H227V218H226ZM248 219H250V218H248ZM258 219H259V218H258ZM10 220H8V221H9V222H12V221H10ZM74 220H75V219H74ZM80 220H81V218H80ZM85 220H86V219H85ZM221 220H222V219H221ZM224 220H225V219H224ZM236 220L238 221L239 219L236 218ZM240 220H241V219H240ZM240 220H239V221H240ZM13 221H14V220H13ZM77 221H78V219H77ZM147 221H148V220H147ZM207 221H208V220H207ZM210 221L208 222V224L210 223ZM263 221H264V220H263ZM62 222H63V221H62ZM102 222H103V221H102ZM105 222H106V221H105ZM108 222L110 223V220H109ZM138 222H139V221H138ZM144 222H146V221H144ZM219 222L221 223L222 221H219ZM225 222H226V221H225ZM243 222L246 223L245 219L243 220ZM257 222H258V221H257ZM83 223H84V222H83ZM139 223H141V222H139ZM158 223H159V222H158ZM261 223H262V221H261ZM263 223H264V222H263ZM263 223H262V224H263ZM11 224H13V223H11ZM14 224H15V223H14ZM102 224H103V223H102ZM149 224H150V222H149ZM170 224H171V223H170ZM170 224H169V226H170ZM176 224H177V223H176ZM176 224H174V225H176ZM212 224H211V225H212ZM215 224H216V225H215ZM240 224H241V223H240ZM253 224H254V223H252V226H253ZM84 225H85V224H84ZM106 225L109 226L108 224H106ZM106 225H105V227H107ZM139 225H140V224H139ZM141 225H144V224H141ZM147 225H148V224H147ZM157 225H159V224H157ZM157 225H156V226H157ZM171 225H172V224H171ZM197 225H199V223H198ZM213 225H212V226H213ZM217 225H218V226H217ZM223 225H225V224H223ZM227 225H228V224H227ZM227 225H226V226H227ZM230 225H231V224H230ZM230 225H229V227H230ZM247 225H248V224H246L245 226H247ZM250 225H251V224H250ZM250 225H249V226H250ZM256 225H257V224H256ZM258 225H259V224H258ZM90 226H91V225H90ZM130 226H131V225H130ZM132 226H134V225H132ZM132 226H131V227H132ZM144 226H145V225H144ZM159 226H160V225H159ZM164 226H165V225H164ZM234 226H235V224H234ZM234 226H233V227H234ZM237 226H238V225H237ZM249 226H248V227H249ZM10 227H11V226H10ZM83 227H85V226H83ZM83 227H82V228H83ZM87 227H88V226H87ZM97 227H98V226H97ZM134 227H135V226H134ZM140 227L142 228V226H140ZM149 227H150V226H149ZM157 227H158V226H157ZM176 227H177V226H176ZM260 227H261V225H260ZM262 227H263V226H262ZM16 228H17V225H16ZM112 228H113V227H112ZM144 228H145V227H144ZM144 228H143V229H144ZM164 228H165V227H164ZM166 228H167V227H166ZM171 228H172V227H171ZM213 228H214V227H213ZM213 228H212V229H213ZM224 228H225V227H224ZM235 228H236V226H235ZM235 228H234V229H235ZM6 229H7V228H6ZM84 229H87V228H84ZM84 229H81V230H84ZM91 229H92V228H91ZM93 229H94V228H93ZM113 229H114V228H113ZM131 229H132V228H131ZM133 229H134V228H133ZM135 229H136V227H135ZM149 229H150V228H149ZM157 229H158V230H157V233H156L157 249H158V252H159V254H160V259L163 261V256H162V254L164 255L165 253H163V252H164V251H163V248H164V247H162V242H163L164 239L162 240V232H161V228H157ZM205 229H206V228H205ZM230 229H231V228H230ZM12 230L16 231L15 228L12 229ZM67 230H69V229H67ZM87 230H89V228H88ZM87 230H86V231H87ZM124 230H125V229H124ZM126 230H127V229H126ZM136 230H137V229H136ZM136 230H134V231L136 232ZM138 230H139V228H138ZM168 230H169V229H168ZM214 230H215V229H214ZM224 230H225V229H224ZM231 230H232V229H231ZM244 230H245V229H244ZM244 230H243V231H244ZM251 230H252V229H251ZM251 230H250V231H251ZM3 231H6V230L3 229ZM7 231H8V230H7ZM7 231H6V232H7ZM114 231H115V230H114ZM132 231H133V230H132ZM170 231H171V230H170ZM218 231H219V230H218ZM16 232H17V231H16ZM16 232H15V233H16ZM18 232H19V231H18ZM78 232L80 233L79 230H78ZM104 232H105V231H104ZM122 232H123V231H122ZM140 232L143 233V231H140ZM140 232H136L137 235H138V233L140 234ZM146 232H147V231H146ZM204 232H205V231H204ZM228 232H229V230L227 231V233H228ZM248 232H249V231H248ZM248 232H247V233H248ZM251 232H252V231H251ZM259 232H260V231H259ZM261 232H262V231H261ZM0 233H1V232H0ZM8 233H9V232H8ZM8 233H7V234H8ZM12 233H13V232H12ZM82 233H83V232H82ZM86 233H87V232H86ZM88 233H89V232H88ZM92 233H93V232H92ZM102 233H103V232H102ZM107 233H108V232H107ZM126 233H127V232H126ZM130 233H132V232L129 231V234H130ZM133 233H134V232H133ZM136 233H135V234H136ZM150 233H151V232H150ZM222 233H223V232H222ZM230 233H231V232H230ZM244 233H245V232H244ZM263 233H264V232H263ZM83 234H84V233H83ZM83 234H81V235H83ZM97 234H98V233H97ZM123 234H125V233H123ZM170 234H171V232H170ZM186 234H187V233H186ZM224 234H226V233H224ZM224 234H223V235H224ZM12 235H14V234H12ZM23 235L25 236V234H22V236H23ZM73 235H74V234H73ZM86 235H87V234H86ZM86 235H85V236H86ZM95 235H96V234H95ZM98 235H99V234H98ZM107 235H108V234H107ZM109 235H110V234H109ZM115 235H116V234H115ZM115 235H114V236H115ZM130 235H131V234H130ZM132 235H133V234H132ZM147 235H148V234H147ZM147 235H145V237H147ZM163 235H164V234H163ZM165 235H166V234H165ZM171 235H172V234H171ZM174 235H175V234H174ZM180 235H181L182 239L186 242V245L183 246V247H181L180 250H178V252L180 251V253H182V255L187 256V254L189 253V250L191 251V248H187V249H186V247H190L191 244L189 243L187 237L183 234V232L180 233ZM189 235H190V234H189ZM232 235H233V234H232ZM245 235H246V234H245ZM27 236H28V235H27ZM27 236H26V237H27ZM90 236H91V233H90ZM103 236H104V234H103ZM138 236H139V235H138ZM141 236H142V235H140V237H141ZM150 236H151V234H150ZM176 236H177V234H176ZM209 236H210V235H209ZM219 236H220V235H219ZM226 236L228 237V235H226ZM230 236H231V235H230ZM234 236H235V235H234ZM17 237H18V236H17ZM69 237H70V236H69ZM75 237H77V236H75ZM78 237L80 238V235H79ZM82 237H84V236H82ZM95 237H96V236H95ZM95 237H94V238H95ZM112 237H113V236H112ZM117 237H118V236H117ZM120 237H121V236H120ZM120 237H119V238H120ZM128 237H129V235H128ZM135 237H136V236H135ZM135 237H134V239H135ZM148 237H149V236H148ZM148 237L145 238L146 240H145L144 242L142 241L143 243L140 241V242L142 243L141 245H140V242H138V241H137V243H135V244H138V243H139V245H140L141 247L143 246L145 252H146L147 249H149V246H150V242H149L150 240H149ZM164 237H165V236H164ZM172 237H175V236H172ZM232 237H233V236H232ZM2 238H3V239H4V238H8V236H7L6 234L3 235V233L0 234V244L3 245L4 241L2 240ZM27 238H28V237H27ZM84 238H85V237H84ZM88 238H90V237H88ZM92 238H93V236H92ZM92 238H90V239H92ZM96 238H97V237H96ZM99 238H100V237H99ZM99 238H98V240H97V239H96V240L93 239V240L99 242ZM102 238H103V237H102ZM105 238H106V237H105ZM130 238H132V236H131ZM142 238H143V237H142ZM151 238H152V237H151ZM208 238H209V237H208ZM229 238H230V237H229ZM18 239H19V238H18ZM18 239H17V240H18ZM25 239H26V238H25ZM28 239H29V238H28ZM66 239H67V238H66ZM70 239H71V238H70ZM90 239H89V240H90ZM100 239H101V238H100ZM107 239H108V238H107ZM109 239L111 240L110 237H109ZM156 239H155V240H156ZM165 239L167 240V237H165ZM172 239H173V238H172ZM178 239H179V238H178ZM185 239H186V240H185ZM244 239H245V238H244ZM260 239H261V238H260ZM7 240L9 241V239H7ZM14 240H15V239H14ZM22 240H23V239H22ZM76 240H77V239H76ZM80 240H81V239H80ZM84 240L87 241L86 239H83V241H84ZM130 240H131V239H129V241H130ZM136 240H137V238H136ZM207 240H209V239H207ZM221 240H222V239H221ZM232 240H233V239H232ZM236 240H237V239H236ZM245 240H246V239H245ZM263 240H264V239H263ZM24 241H25V240H24ZM62 241H63V240H62ZM66 241H67V240H66ZM101 241H103V240L101 239ZM112 241H114V240L112 239ZM112 241H111V242H112ZM117 241H118V240H117ZM119 241H120V240H119ZM126 241H128V239H127ZM131 241H132V240H131ZM131 241H130V242H131ZM134 241H135V240H134ZM173 241H174V240H173ZM211 241H212V239H211ZM211 241H209V242H211ZM219 241H220V238H219ZM233 241H235V240H233ZM246 241H247V240H246ZM255 241H257V240H255ZM10 242H11V241H10ZM25 242H27V241H25ZM69 242H70V241H69ZM73 242H74V241H73ZM75 242H76V241H75ZM75 242L73 243L74 245H75L78 241H77L76 243H75ZM105 242H106V241H105ZM105 242L103 241V242H101V243L104 245ZM122 242H123V240H122ZM122 242H120V243H122ZM135 242H136V241H135ZM165 242H166V241H165ZM220 242H221V241H220ZM220 242H219V243H220ZM239 242H240V240H239ZM257 242H258V241H257ZM6 243H7V242H6ZM6 243H5V244H6ZM27 243H29V242H27ZM90 243H91V242H90ZM123 243H124V242H123ZM123 243H122V244H123ZM131 243H132V242H131ZM167 243H169V242H167ZM215 243H216V242H215ZM215 243H214V244H215ZM219 243H217V244H219ZM259 243H260V241H259ZM261 243H262V245L264 246V241L261 242ZM261 243H260V245H261ZM9 244H10V243H8V245H9ZM29 244H30V243H29ZM64 244H66V242H65ZM67 244H68V242H67ZM71 244H72V243H71ZM81 244H83V242H82ZM86 244H87V243H86ZM91 244H92V243H91ZM91 244H90V245H91ZM105 244H106V243H105ZM108 244H109V243H108ZM111 244H113V242H112ZM114 244H116V243H114ZM127 244H128V243H127ZM127 244H125V245H127ZM133 244H134V242H133ZM133 244H132V245H133ZM209 244H211V243H209ZM212 244H213V242H212ZM222 244H223V243H222ZM236 244L239 245L238 243H236ZM256 244H257V243H256ZM256 244H255V245H256ZM6 245H7V244H6ZM6 245H5V246H6ZM33 245H34V244H33ZM84 245H85V244H84ZM93 245H94V244H93ZM97 245H98V243H97ZM116 245H117V244H116ZM175 245H177V244L175 243ZM257 245H258V244H257ZM257 245H256V247L258 248ZM5 246H2V247H5ZM20 246H21V245H20ZM22 246H23V245H22ZM59 246H60V245H59ZM63 246H64V245H63ZM63 246H62V247H63ZM82 246H83V245H82ZM94 246H95V245H94ZM94 246H91V247H94ZM104 246H106V245H104ZM114 246H115V245H114ZM118 246H119V244H118ZM122 246H123V245H122ZM140 246H139V248H140ZM168 246H169V245H168ZM173 246H174V245H173ZM211 246H212V245H211ZM239 246H240V245H239ZM239 246H238V248H239ZM2 247H0V248H2ZM7 247H8V246H7ZM10 247H12L11 244H10ZM27 247H28V246H27ZM33 247H34V246H33ZM80 247H81V246H80ZM88 247H89V245H88ZM98 247H99V245H98ZM98 247H97V248H98ZM107 247H109V246H107ZM115 247H116V246H115ZM133 247H135V246H133ZM177 247H178V246H177ZM208 247H209V245H208ZM261 247H262V246H261ZM14 248H15V247H14ZM18 248H19V247H18ZM22 248H23V247H22ZM25 248H26V247H24V249H25ZM30 248H31V247H30ZM59 248H60V247H59ZM64 248H65V247H64ZM66 248H67V247H66ZM70 248H71V247H70ZM75 248L77 249L78 247H75ZM112 248H113V246H112ZM118 248H119V247H118ZM139 248H138V249H139ZM150 248H151V246H150ZM210 248H211V247H210ZM212 248H213V247H212ZM2 249H3V248H2ZM2 249H1V250H2ZM62 249H63V248H60V250H62ZM73 249H74V247H73ZM73 249H72V250H73ZM80 249H81V248H80ZM83 249H84V248H83ZM98 249L100 250L101 248L99 247ZM98 249H97V250H98ZM123 249H124V247H123ZM126 249H127V247H126ZM133 249H134V248H133ZM136 249H137V248H136ZM141 249H142V248H141ZM173 249H174V248H173ZM176 249H177V248H176ZM188 249H189V250H188ZM5 250H6V249H5ZM13 250H15V249H13ZM60 250H59V251H60ZM74 250H75V249H74ZM86 250H89V249H87V246H86ZM94 250H95V249H94ZM94 250H93V251H94ZM103 250H104V249L102 248V251H103ZM111 250H112V249L110 248V251H111ZM116 250H117V249H116ZM118 250H120V249H118ZM118 250H117V252H118ZM142 250H143V249H142ZM151 250H152V249H151ZM168 250H171V249H169V247H168ZM168 250H166V251L168 252ZM222 250H223V248H222ZM3 251H4V250H3ZM22 251H23V250H22ZM26 251L29 252V250H26ZM52 251H53V250H52ZM56 251H57V250L55 249V252H56ZM62 251H63V250H62ZM62 251H61V252H62ZM64 251H65V250H64ZM78 251H79V248H78ZM90 251H91V250H90ZM95 251H96V250H95ZM129 251H130V250H129ZM139 251H140V250H139ZM139 251H138V253H139ZM154 251H156V250H154ZM258 251H259V250H258ZM9 252H10V251H9ZM20 252H21V249H20ZM23 252H25V251H23ZM66 252H67V251H66ZM69 252H71V249L68 251V253H69ZM72 252H73V251H72ZM72 252H71V253H72ZM82 252H83V250H82L80 253H82ZM100 252H101V251H100ZM105 252H107V250H105ZM143 252H144V251H143ZM143 252H142V253H143ZM149 252H150V251H149ZM56 253H57V252H56ZM58 253H59V252H58ZM64 253H65V252H64ZM68 253H67V254H68ZM71 253H69V255H70ZM89 253H90V252H89ZM89 253H88V254H89ZM92 253H93V252H92ZM109 253H113V252H109ZM109 253H108V254H109ZM119 253H120V252H119ZM125 253H126V252H125ZM168 253H169V252H168ZM233 253H234V252H233ZM256 253H257V252H256ZM258 253H259V252H258ZM262 253H263V251H262ZM10 254H13V252L10 253ZM65 254H66V253H65ZM74 254H75V253H74ZM76 254H77V253H76ZM83 254H84V253H83ZM83 254H82V255H83ZM120 254H122V253H120ZM195 254H196V253H195ZM13 255H14V254H13ZM13 255H12V258L14 257ZM56 255H57V254H56ZM62 255H63V254H62ZM72 255H73V254H72ZM78 255H79V254H78ZM95 255H97V254L95 253ZM95 255L92 256V257H96ZM99 255H100V254H99ZM105 255H106V257H108V256H107V253H106ZM105 255H103V256H105ZM113 255H115V254H113ZM117 255H118V253H117ZM122 255H123V254H122ZM178 255H179V253H178ZM257 255H258V254H257ZM260 255H261V252H260ZM53 256H55V255H53ZM58 256H60L61 258H63L60 254H59ZM70 256H71V255H70ZM85 256H86V255H85ZM85 256H84V257H85ZM109 256H110V255H109ZM165 256H166V255H165ZM169 256H170V255H169ZM179 256H180V255H179ZM228 256H229V255H228ZM16 257H18V255H17ZM24 257H27V255L24 256ZM50 257H51V256H50ZM64 257H65V256H64ZM66 257H67V256H66ZM71 257H75V255H74V256H71ZM79 257H80V256H79ZM84 257H83V258H84ZM92 257H91V258H92ZM111 257H112V255H111ZM123 257H124V256H123ZM125 257H126V256H125ZM195 257H196V256H195ZM229 257H231V256H229ZM245 257H246V256H245ZM19 258H20V257H19ZM51 258H52V257H51ZM53 258H54V257H53ZM55 258H56V257H55ZM57 258H58V257H57ZM67 258L69 259V257H67ZM75 258H76V257H75ZM77 258H78V257H77ZM88 258H89V257H88ZM104 258H105V257H104ZM179 258H180V257H179ZM190 258H191V257H190ZM196 258H197V257H196ZM226 258H227V257H226ZM233 258H234V257H233ZM257 258H260V257L257 256ZM262 258H263V257H262ZM262 258H261V259H262ZM9 259H11V258H9ZM39 259H40V257H39ZM59 259H60V258H59ZM94 259H95V258H94ZM97 259H100V258L97 257ZM114 259H115V258H114ZM137 259H138V258H137ZM164 259H166V258H164ZM177 259H178V258H177ZM234 259H235V258H234ZM49 260H50V259H49ZM55 260H56V259H55ZM57 260H58V259H57ZM63 260H64V259H63ZM66 260H67V259H66ZM71 260H72V259H71ZM71 260H70V261H71ZM73 260H75V263H76V259H73ZM78 260H80L79 262H81V257H80V259H78ZM91 260H93V259H91ZM103 260H104V259H103ZM107 260H110V259L107 258ZM112 260H113V259H112ZM117 260H118V259H117ZM124 260L126 261L125 258H124ZM135 260H136V259H135ZM144 260H145V257H144ZM157 260H159V259H157ZM161 260H160V261H161ZM168 260H169V259H168ZM227 260H228V258H227ZM236 260H237V259H236ZM263 260H264V259H263ZM263 260H262V261H263ZM8 261H9V260H8ZM15 261H16V260H15ZM43 261H44V260H43ZM43 261H42V262H43ZM45 261H46V260H45ZM61 261H62V260H61ZM70 261H69V262H70ZM88 261H89V260H88ZM99 261H100V260H99ZM136 261H138V260H136ZM140 261H141V260H140ZM242 261H243V260H242ZM246 261H247V260H246ZM248 261H249V259H248ZM9 262H11V261H9ZM12 262H13V261H12ZM18 262H20V259H19ZM58 262H59V261H58ZM86 262H87V261H86ZM92 262L95 263V262H97V261L94 260V261H92ZM100 262H101V261H100ZM143 262H144V261H143ZM167 262H168V261H167ZM189 262H190V261H188V263H189ZM194 262H195V261H194ZM197 262H198V261H197ZM222 262H223V261H222ZM23 263H24V262H23ZM29 263H30V261H29ZM60 263H61V262H60ZM62 263H63V262H62ZM66 263H67V261H66ZM72 263L74 264L73 261H72ZM81 263H82V262H81ZM87 263H88V262H87ZM90 263H91V261H90ZM107 263H108V262H107ZM107 263H105V264H107ZM111 263H112V262H111ZM161 263H163V262H161ZM184 263H185V262H184ZM201 263H202V262H201ZM230 263H231V262H229V264H230ZM234 263H235V262H234ZM245 263H247V262H245ZM20 264H22V262H21ZM56 264H58V263H56ZM68 264H70V263H68ZM76 264H77V263H76ZM101 264H103V262H101ZM108 264H109V263H108ZM138 264H139V263H138ZM141 264H142V263H141ZM154 264H155V263H154ZM174 264H176V262H175ZM178 264H179V263H178ZM182 264H183V263H182ZM193 264H194V263H193ZM202 264H203V263H202ZM217 264H218V263H217ZM220 264H224V263H220ZM225 264H226V262H225ZM237 264H238V263H237Z\"/></svg>",
    "mask_w": 264,
    "mask_h": 264
}]
</instances>
